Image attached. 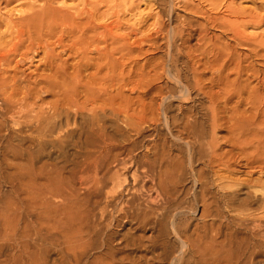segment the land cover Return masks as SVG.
<instances>
[{
  "label": "rangeland",
  "instance_id": "rangeland-1",
  "mask_svg": "<svg viewBox=\"0 0 264 264\" xmlns=\"http://www.w3.org/2000/svg\"><path fill=\"white\" fill-rule=\"evenodd\" d=\"M7 1L8 2H6V0H3V2H2V0H0V2L2 3V4H0V7H1L0 8V16H2L1 18L3 19V20L2 19L0 20L1 21L0 22V32L4 36V37L3 36H0V37H1V40H3V39L5 40V37L6 36L9 37V34H14V33L15 34L13 36L10 35L11 37L8 38L9 41L6 40L2 44L4 46L5 42H6V45H5L6 48L3 47V46H2V49L0 48V51H1L0 52V55H1L0 56V60H1V62L3 61V63L5 61H7L6 59L9 56L7 57L5 54H7V52L10 51V50L12 51V52L10 51L11 54L15 53L14 54L15 55L14 56L15 59H14V57H12L13 54L10 55V53L8 52V55H10V57H9L10 60L8 59L7 63L5 62L7 65L4 63L6 65V67L5 66L4 67L7 68V69L9 68L10 71L12 70L11 74H10V71L9 70L6 71L5 68H4L3 72L5 71L6 73L5 72L3 73L2 72V69H3L2 67L3 66H0L2 68V69H0V72L5 74V77H4L3 74L1 75V73H0V78L2 77L1 80H0L1 81L0 82V84H1L0 94L1 93L2 94L6 93L7 95H5V97L9 96L10 93L12 94L13 89L14 90L17 89V85H18L19 81H20V83L22 82L19 79L21 77H23L22 78V80H23L25 76L31 74V72H33V71L34 72L32 74H37V72L35 71V70H37L36 68H38L39 70L41 68L45 70L44 71V70L41 69L44 72L38 71V72L41 73V75H49L50 72H49V70L47 71V69H48V65L50 63L48 61H50V60H49V58L47 59L46 56H47V53H53V55H54V52H55L54 48L56 47L55 48L56 50L58 48H59V50H60V48L62 50H60V53H59V50L56 51L55 55H54L55 57L56 56L62 57L61 55H63L62 58H65V57L68 56L69 58L68 57L67 58L71 59V60H67V58H65L66 59L65 61H67V64L69 62L71 63V64L69 63L68 65H70V66L67 67V70H68V72L70 71V74L75 76V74L77 73L79 78L81 77L80 74L82 76H84L85 79L82 77L83 83H86V82L91 83L92 82L93 84H96V82H97L96 80L99 79V81H98L99 85H98V83L96 84L98 86L94 85V89L96 91H98V95L96 94L97 92H95V97L97 95L98 96L97 100H98V99L101 98L100 95H104L105 94L106 96L104 95L102 97H106V98H104V99L101 98V100H105V99H107V100H105L106 102L105 101H101L103 104L100 103V102H98L95 105L93 104L96 107H93V105H91V103H90L91 101L90 102L88 101L89 103L86 104V105H88V109L89 110H91V108H92V111H93L96 108V111L97 112L99 111L98 112L99 114L97 113L99 116L98 115L97 116L100 117V118L96 117L97 119L91 117L93 115V112L90 113V111L87 109V106L85 107V109H83L85 111L83 113H82L83 110H80L81 111L80 112L79 110L75 109V111H78V112H75V111H73V109L72 110L70 109V112H69V110H67V112L65 110L64 112L61 113L60 116H63V117L59 116V118L56 117V118H42V119L41 118H36L37 115L35 116L34 115L35 113L38 114V115H41L40 114L41 111H39V113L36 112V111H38L39 109L40 110L41 109L45 110V109L49 108L48 105L52 104V102L53 103L56 102V100H57V97H55L54 94H51L49 89L44 88L45 89L44 93L42 94V96L38 97V100L35 99V98H34L35 100L31 98V99H29L27 101L26 106L27 107L29 106L27 112H28V114H30V116L28 115V118H27V115L25 114L26 112L24 113V111H23L22 115H18L17 116V119L16 118L15 119L14 118H10V119L9 118H0V214H2V216L0 215V264H176V262H177V264H264V237H263L264 233L256 231L257 234L255 236V239H253V237L255 235L254 234L255 231L253 230V228H249V229H246V230H244V229H239L238 230V229H235L234 227L231 228V230H233V235L235 234L234 238H232L233 239L232 241H231V239H229L230 237H228L226 234H223V232L225 233V231H226V229L224 228V231L221 232L223 234V236H222V234H220L221 236L219 235V236L216 237L218 239L221 238L220 240L217 239V241H218V245L217 246H219V247L216 246L217 247V252L210 255V252L206 251V249H210L208 243L211 241V238H212L213 235L210 232H208L206 228H204V223L205 222L211 223L213 219L207 220V221L206 220L204 221V220L200 219L199 217L201 215V208H198V203L193 202L191 197L190 198H188V197L185 198V195H182V194H184L186 192H189L191 190H196V191L198 190L197 186H196V188H193V187H195V185L193 183L194 179L192 180V178H193L192 177L193 169H195V170L197 169L198 170L199 168H202L204 163L202 161L193 162V163L190 162V157H189L190 156V152H189L188 148L186 147L185 142L179 141L180 142L179 143L177 141L178 139L176 138V136H178L177 135L178 131L176 132L175 130H178V129L176 128L175 125L172 124V122H174V121H171L172 118L174 119V115H175V117L178 115L179 107L183 106L186 109L189 108L188 110H191L194 106H198V102L199 101H201L203 104H204V100L207 102V100L204 99L203 97H201L200 94H198L199 92L196 89H194V81H192L193 77H194L193 71H192L193 68H195L197 70V72L199 74V77H201V79L204 78L203 79V80H205L204 82H206L209 87L213 86V84L211 83L212 80L213 79L217 80L216 78H218V76H220L221 74H222L221 75L222 78L226 79L227 78L226 75L228 74V76H229V74H230V73H228L229 69L233 68L234 71H235V67L234 66H229L230 64H228V63H230L229 61L232 59V57L234 59H236V61L239 60L238 63L242 61L241 65L244 66V68L248 67V62H246V64H245V61H247V59L250 60L249 61V65L250 66H254V64H255L256 69L257 70H261L260 72H262V76H264V62H263L264 59L262 60L261 58L260 59L258 58L259 59L258 60L257 57L255 56L256 54L253 53V51H252V53H250L251 52L250 50L252 49V47H250V46H252V45H250V46L247 45L248 47L247 46L240 47V45L237 44V41L234 38L230 39V38H232V36H234L233 35L234 32H232L233 29H230L229 27H227V29H225V30L228 31L227 33L225 32V30H222V29L219 30V28H217V27H219L218 25L209 24L210 26L209 25L207 26L205 24L207 26L206 27L205 25H203V22H205V21H203L202 17L194 15V14L189 13V12H186L183 9L182 5L184 4V2L181 1V0L174 2V5H173V7H174L173 9L174 10L173 11H171L172 10L171 9V7H172V2L171 1L172 0L171 1L169 0V2H168V0H162V1L161 0H158V1L157 0H150V1L149 0H143V1L141 0L142 2L139 1V0H135V3H136L135 5H137L136 7H135V5L133 6L135 8V10L132 8V10H128L127 9L128 10L127 11L125 9L115 8L116 9L115 11H117V13L119 11V14H116L114 16H113V14L116 13V12H113L114 9H112V10L110 9L112 11V13H113L112 14L110 12V10L107 8L109 10V13H108L107 9H105L103 7H100V6H104L105 7L106 5L102 4L98 0L101 3V5L99 6L100 7V11H101L100 12L101 15L103 16V14H102L103 11L105 13L107 11L108 14L107 13L104 14V15H106V18H107L108 15L110 16V13H111V15L113 17L112 18L111 16L110 17L108 16L109 18H108V20L106 19L107 20L106 22L109 24L112 21L111 19H113V21H114V19H116L114 21V23L117 22V25L114 24V27H116L114 30L118 33L117 34L113 30V36L112 37L109 36L108 34H105V37L102 36L101 33H104V32H102V30L104 31L103 27L105 25L107 26L108 24H106V22L103 21V19H101V20L99 19L100 21L98 20L96 22V24L97 25L100 24L99 26H102V28L99 29L100 31L99 30L97 31L98 32L97 34H98V36L101 35L103 37V41L100 40L101 36L98 37L97 39H95V41L99 40V41H97L98 44L100 43V45L95 43L97 45V47L100 46L99 47V51H98V50H96L94 48V46H92V44L89 45L91 43L90 40H89V44H87L89 37L92 38L91 35L94 34V33H91V35L88 36V34H90V31L87 32V34H86L85 31L87 30L86 28H88V25L84 24L86 26V28H85L86 30L84 31L85 33L84 32L83 33L86 34V35H83V33H81V29L82 28L84 29V25L82 27L81 24H79V25L77 24V23L81 22L80 18L82 16L81 15L82 13L85 16V18L82 16L83 19H84V20L82 19V23H84V21L86 23V21L88 19L87 15H90L88 13L90 12L91 7L89 5L85 6V4H84L85 7H82L83 6V4H82L83 2L82 1H77V0L75 1L76 2V6L78 5L77 2L78 3L80 2L82 5H79V6L76 7V6H74L75 2L74 1L72 2L70 0V1H68V3L66 2V6L67 7L69 6V8L74 6L73 7V11H72V8H71V13H75L74 8L76 10H80V12H79L80 18L76 19V26L78 27V30L76 31V33L80 32L81 35H83V39H85V40L87 38L88 39L86 41H83L82 36L77 34V38L79 39L78 36H81L80 38L82 39V41H80V39L76 40V39H74L76 37V33L74 35H70L69 36L68 33L70 31V28H69L70 25L68 26V24H67V25H65L67 27H64V25L63 26L61 25L62 27L60 26L58 28L59 30H60V28L63 30L60 34H59V31L54 32L53 36L56 35V38L59 41V43L58 42L55 43L54 40H53V42L51 40V39H55V38L51 37V36H48L49 34L47 33V30L45 28H44V30H45L46 33H44L43 30H40L39 27H38L37 30L39 31V33H40V31H42V33H40V35L42 37L39 35V33H37V34L40 37L39 36H37V37L39 39L42 38V40L40 39L41 42H42V45H46L48 47V49L42 50L41 49L42 45L40 44L41 42L39 43L38 42V38H36V35H37L35 33L36 27L30 25L31 28L33 27L31 30H34V31H31L29 25H28V27L25 26L26 30H30L31 32L29 31L30 32L29 38H28V35H27L29 33H26L25 34L26 36H24L23 33L26 30L23 29L24 27H21V23L22 22L19 21L20 22V24H19V22L17 20L19 17L21 18V15L16 12V11H20V12H23V13H25V12L29 13V11L31 10V6L32 5H33L32 8L35 9V7H36V9L39 10V8H41V6L43 5V3L40 2L41 0L40 1L38 0V2L41 3V5L38 2H36V4H35L34 1H36V0H34V1H32V0H11V1L7 0ZM96 1L97 0H90L91 4H94ZM136 1H138V2H136ZM194 1H196V0H194ZM227 1H229L230 3L227 2ZM33 2H34L35 5H37V3H38L40 5V6L37 5L39 8L37 6L34 7ZM153 2H155L157 6L155 5V3L153 4ZM161 2L164 3V4H162ZM7 3H10V4L7 6ZM27 3H29V4H27ZM100 3H98V4H100ZM145 3H147L148 5L145 4ZM157 3L158 4L161 3L162 5L161 4L158 5ZM168 3H169V5H168ZM170 3H171V7H170ZM195 3L196 4L200 3V5L202 6L203 10L206 8L205 9L206 12H208L212 16H213V14H214V16H217L218 12H219L218 13V17L223 16V14L225 15L224 9H221L220 11L218 10V12L217 11H211V9H209V8L207 9L208 6L206 4L202 5V2H200L198 0ZM226 4L227 5L230 4V5L234 6V8L235 7L238 8L241 12H243V13L245 12V14L248 13L249 14L248 17H247V15H244L247 19L252 14L251 16L256 15L254 17H256V18L258 17L257 20H263L261 22V25H256V24L253 25V24H251V25L247 26L248 29L246 27L247 30L246 29L245 30L247 32L245 31V33H246V35L247 34L249 36L251 35L252 37L257 38V39L259 37H262L261 39H264V34H263L264 33V23H263L264 22V0H235V1L234 0H226ZM28 5H30L29 6L30 9L28 8ZM149 5L152 6V8L150 6V9L151 10L154 9V10L151 11L149 9ZM158 6H160V7H158ZM161 6H163V7L161 8ZM165 6H166V8H165ZM155 7H157V8H155ZM164 8H165V10H167V9L168 10L164 11ZM87 9L89 10V12H87ZM121 10L122 11L124 10L123 11L124 14L122 12L120 13ZM156 10H158L159 13H161L163 15L166 13L165 14L166 16L162 17L161 14L158 15L159 13H158V11L156 12ZM208 10H210V11H208ZM9 11H11V12H9ZM81 11H82V13H81ZM85 11L87 13H85ZM131 11H134V13L131 12ZM12 12L15 15H13ZM212 12H213V14H212ZM10 13H12V14H10ZM169 13L171 15L173 14L174 16L173 15L170 16ZM153 15L154 16L156 15V16L154 17ZM176 15L180 19L179 18L176 19L177 18ZM86 16H87V18H86ZM115 16H116V18H114ZM259 16H260V19H259ZM3 17H5L7 20L8 19L9 20L7 21ZM11 17H12V19L14 18L12 20V25L17 21L18 24H16L17 22L15 23V25H17V26L14 25L15 26L14 27L9 22ZM76 17L77 16L75 15V18ZM153 17L154 18L158 17L159 19L156 18L155 19L156 22H155ZM164 17H166V18L164 19ZM170 17H172V18H170ZM117 19H118V21H117ZM188 19H190V20H188ZM4 20H5V23H4ZM109 20H111V21L109 22ZM172 20H173L174 23L172 22ZM186 20H188L190 23H187ZM2 21H3V23H2ZM102 21H103L104 25L101 24ZM113 21H112V23H113ZM119 21L122 22L121 25H122L123 28L122 27L120 28ZM159 21H160V23H159ZM184 21L186 23H183ZM6 22H9V23L6 24ZM153 22H154V24H153ZM164 22H165V24L163 25L162 23H164ZM168 22L169 23L171 22V23L169 24ZM166 23H168V24H166ZM159 24H161V25H159ZM185 24H187V25L189 24L188 25L189 27L187 25H185ZM1 25H2V27H1ZM6 25H9L8 28L11 29V31H13L14 33L11 32L7 27H5ZM179 25H181L182 27H180ZM149 26H151V27L153 26V27L149 28ZM192 26L195 29L199 28L200 30L199 29L195 30ZM213 26L216 27V28H214ZM11 27H14L15 29H17L16 27H18L19 29L21 28L20 30H22V31L24 30L23 33H22V36H24L26 38H24L22 36L21 37L24 38V40L21 39V37L17 38L18 34H19L18 36H20L21 31L20 32L15 31L14 28L12 29ZM204 27H205V30H204ZM201 28H202L203 32H202ZM83 29H82V31H83ZM206 29L208 31L207 33H209V34L206 33ZM150 30H152V31L154 30V32H152ZM188 30H190L193 34L190 31H188ZM162 31H164L163 32L164 36H163ZM169 31H170V33H169ZM26 32H28V31H26ZM33 32L35 33V36H33V34H34ZM65 32L68 35H66ZM4 33L5 34L7 33V35H5ZM179 33H181V34H179ZM202 33H203V35H202ZM43 34H44V36H43ZM45 34H47V35H45ZM128 34L129 35L131 34V35L128 36ZM189 34H190V36H193V37H190ZM61 35H63V36L65 35L64 39H63V36H61ZM107 35H108V37L106 38ZM124 35H125V38H124ZM126 35H127L128 39H127ZM150 35L153 36V37L151 38ZM46 36L49 37L50 42H52V46L56 45L55 47L51 46V43L49 42V39L47 40L48 37H46ZM58 36H60L61 38L60 37L58 38ZM84 36H86V38ZM94 36H95V34L93 35V37ZM148 36L151 39L148 40L147 39ZM166 36L167 37L169 36V37L167 38ZM202 36H203V38H202ZM208 36H211V37L208 38ZM217 36H219V37H217ZM7 37H6V39H7ZM12 37H13V39H10ZM66 37L70 38V39L67 38V39H69L68 42L70 40L73 41V39L75 41H73V42L70 41L69 44H65V43H68V42H66L67 41ZM118 37H120V38L123 37V42L120 43L119 42L120 38H118ZM154 37H156V39ZM186 37H188L189 40ZM215 37H217V38H221L222 37L221 41H220V39H216ZM19 38L21 39L20 42L18 41ZM32 38H34L35 41ZM71 38H73V39H71ZM170 38H171V40H170ZM190 38H193V39H190ZM207 38H208V41H207ZM57 39H55V41H57ZM129 39H130V41H129ZM165 39H166V41H165ZM176 39L178 41L180 40L181 42L179 41L180 42L179 43ZM184 39L188 40V43H190V42H192V43L191 44H188V43L184 44V42H182V41H185ZM209 39H211V40H209ZM11 40H13V43H12ZM22 40H23V42H22ZM124 40L126 42H128L129 45L127 44V46H126V44H125L126 42ZM150 40H152V42H150ZM167 40L170 41V42H168ZM7 41L9 43H11V44H9ZM24 41L26 42V44L24 43ZM76 41H78V42L80 41V43L81 42L82 43L86 42V46L89 45V46H87V48L89 47L90 50L86 49V51H85L86 55L84 54L83 58L80 57V55H82V54L80 53L81 51L78 50V48H80V47L82 48L83 46H85V44L83 43L84 45H80V43L77 42L80 45V47L76 46L77 48H76V50H74L75 48H72V47H75V46L72 45V43L75 44ZM93 41H94V39H93ZM100 41L104 42V43H101ZM153 41H156V42H153ZM228 41L230 42V45H229ZM27 42H30V43L33 42L34 44L32 43L33 44L32 45V44L28 43V44H30V47H29ZM158 42H160V43L162 42L161 43L162 45L160 43H158ZM172 42L175 43V44H173ZM197 42H198V44H197ZM199 42H202L204 47L202 46V44H199ZM208 42H209V44H211V46H213L215 44L214 47H209L210 45L208 44ZM234 42H236V43H234ZM0 43H2V41H0ZM61 43L65 44V45H63V44L61 45ZM155 43L157 44V46H155L156 45ZM182 43L184 44L183 45L184 47L182 46ZM204 43L207 46L204 45ZM232 43H233L234 47L236 46L237 48H234ZM12 44H14L15 46L14 45L11 46ZM53 44H55V45H53ZM166 44H167V46H166ZM176 44L178 45V47H177ZM225 44L227 46H229V47H227ZM68 45H70V46H68ZM190 45L192 47L191 49H189ZM17 46L19 48L20 47L22 48L24 46L23 47L24 49L22 48L23 51L21 49L19 50V48H17ZM33 46H34L35 51H33L34 50ZM110 46L113 49L116 48V49H114V52L111 51L112 48H110ZM124 46L127 47V48L128 47H131V48L133 47L132 49L128 48V50H130V49L133 50L134 48H135V50H137V48L139 47L138 50H140V51H136L135 52V50H133V51L130 50L131 52H134V53H131ZM170 46H171V48H170ZM0 47H1V45H0ZM8 47L10 48L9 50H7ZM15 47L17 49H15ZM25 47L27 49L28 48L30 49V50L29 49L27 50L28 51L27 54H26L27 51H25V49H26ZM67 47H68V49H67ZM70 47H71V49L69 50ZM121 47H123L124 49H126V51H128L127 52L129 54L128 57H127V54L125 55V53H126L125 50H124L125 53L123 52V50H120ZM186 47L187 48L189 47V48L187 49ZM201 47L203 49H205V50L199 49ZM230 47H231V50H230ZM245 47H246V49H245ZM123 48H121V49H123ZM255 48L258 49V47L254 46L253 49H255ZM40 49H41L42 52L40 51ZM107 49H108V51L110 50V52L112 54V57H111L110 56V52H108V51L106 52L107 55L109 53L108 56H110L112 58L113 61L110 60V62H112L113 64L108 61L109 59H111L110 57H108L106 59V57H105L106 54H102V53H105L104 50H107ZM177 49L180 50V51H177ZM210 49H212L211 53L209 51ZM221 49H223L224 51L221 50ZM233 49L236 50V51L234 52ZM6 50H7V52L5 53L4 51H6ZM71 50H74V52L71 51ZM115 50H116V52H115ZM117 50L118 51L120 50L124 54L121 53V52L118 53ZM187 50H188V52L191 51V50L192 51H191V53L190 52L189 53L185 52ZM206 50H208V51L206 52ZM2 51H3V53H2ZM30 51L32 52V54H31ZM68 51L69 52L71 51L70 54L74 53L75 55L74 54L69 55ZM87 51H88V53H86ZM141 51H142V53H141ZM201 51H203L205 53L204 54L202 52L203 56L201 54ZM215 51L217 52V54H216ZM228 51H229V53L227 54ZM43 52L46 53V54H44ZM192 52L194 54L193 56L191 55ZM230 52H231V54H230ZM236 52H238V53H236ZM38 53H39V55H38ZM62 53H64V54H62ZM97 53L102 54V56H104L105 58L104 57L102 58L101 55H100L99 58L103 59V60L101 59V61H100V59L98 58L99 54H97ZM206 53L208 55H210V57H211V58H209L210 60H208L207 58H204V56L205 57H209ZM224 53H225V56H222V55H224ZM239 53H240V56L237 55ZM259 53H261V52H259ZM24 54H26V55H24ZM29 54H31L33 56H31V55L29 56ZM89 54L92 55L93 57H90ZM243 54L245 56H243ZM248 54L250 56L253 54V58L248 56ZM21 55H23V56H21ZM36 55L38 57H41V58L44 56L45 59H46L45 62H48V63L47 64L44 63V57H43V59H41V58H38ZM72 55H74V56H72ZM190 55H191V57H190ZM261 55H264V54H261ZM2 56H3V58H5L4 59L5 61L3 60V58L1 59ZM34 56L36 58H34ZM77 56L79 58H81V61L79 60V58ZM87 56H88V58H87ZM113 56H114V58H113ZM123 56H124V58H122ZM171 56H172V58H171ZM198 56L201 57V58H199ZM72 57L73 58L75 57L78 60L77 59L74 60L75 58L73 59ZM220 57L223 58V59H226V60L224 61L223 59H218ZM249 57L251 59H249ZM16 58H17L18 61H16ZM25 58H27V61H26ZM30 58H31V60H30ZM37 58H38V60H35ZM86 58H87V60H86ZM91 58H94V60L93 59L91 60ZM198 58L201 61H199ZM11 59L14 60L13 61L14 65L11 63V61H12ZM82 59L84 60V63H81V62H83ZM163 59H164V61H163ZM216 59H218V61L220 60V62L213 63ZM240 59H243V60H240ZM39 60H40L41 64H40ZM42 60H43V62H42ZM63 60L64 59H62V61ZM98 60H99V62H98ZM114 60H116L117 63ZM184 60H185V63L183 62ZM186 60H188V61H186ZM25 61H26V63H25ZM89 61H90L91 65L90 64L88 65L87 63H85V62L89 63ZM152 61H155V63L152 62ZM159 61H160V63H159ZM207 61H209L211 63H209V62L207 63ZM9 62H10V64H12V68H11V65H9ZM17 62H18V65L15 64ZM145 62L147 64L149 62V64L147 65L148 67L144 66L146 64ZM156 62L159 65H157ZM168 62H170L171 65ZM3 63H0V65H4ZM63 63H64V61H63ZM80 63H81V65H79ZM98 63H100V64L102 63V67L103 66L106 67L108 65L107 67L111 68V64H112L113 68L116 67L114 70H113V68H111L115 72L114 74L116 75V77L113 75V73H111L112 70H110V69L108 70L107 67L106 68L103 67V69H101L102 67H101L100 64H99L100 67L98 65H96ZM176 63H177V65H176ZM180 63H182V64H180ZM186 63H187V65H184ZM220 63L222 65L223 64L226 65V63H227V66H225L224 69H226L229 66L228 70H226L225 73H224V70H222L224 65L222 66ZM82 64H84V65L86 64L87 66H89V67H87L85 65V67H87L86 70H88V71L85 70V67ZM122 64L123 65L126 64L128 68L126 67V65L123 68H127L128 70L127 69L126 70L123 69L122 68ZM150 64H151V66H154L156 64V66H159V67H157V68L156 67H149ZM217 64H219V67L222 66V68L217 67L218 66ZM19 65H20V67H19ZM36 65H38V66L36 67ZM44 65H46L47 68ZM71 65H73V67ZM172 65H173V67H172ZM199 65H200V67H199ZM24 66L25 67L28 66V67L25 68ZM43 66H44V68H43ZM75 66L77 68L78 67L82 68L81 70L82 71L84 70L83 71L84 74L82 73L80 68L77 70V68ZM130 66L133 67V68H131ZM164 66H166L165 69H164L165 72L163 71ZM215 66L217 67V69H214V68H216ZM74 67H75V69H74ZM142 67L144 69H145V67L147 68V73H145L146 69L144 70ZM191 67H192V69H191ZM207 67L211 68L212 72ZM70 68H72L74 70H77V72L75 73L74 70H72ZM89 68H91V69L89 70ZM97 68H98V70H97ZM152 68L156 69V70L159 69L158 70L159 71L158 75L159 76H165L166 79H164V77H162L163 80L160 79V80H162V82L160 80H156L157 77H158V75H156L157 71L155 70V72H156L155 73ZM19 69H21V71H19ZM22 69H24L25 71L22 70ZM99 69H100V71L101 70L102 71L100 72ZM116 69H117V71H116ZM141 69L144 70L145 74L144 73L143 74L145 76L150 74V75L147 76L148 79H150L151 77L153 78V80L155 79L154 81L152 80V78L149 80L150 83L152 81L155 82L154 83L155 85L153 83H151V85H150L148 79L146 80V78H145V80L148 83H146V81L144 82L143 79H144L145 76L142 74V70ZM148 69L149 70L152 69V70L149 71ZM170 69H171V72H170ZM201 69H202V72H203L204 75L202 74ZM219 69H220V71H219ZM14 70L15 71H19V74L17 72L14 73ZM106 70H108V72ZM124 70L125 71H129L130 70V71L128 73V72H125ZM139 70L141 71V74L143 75V78H142V75L140 74ZM205 70H207L208 72L205 71ZM71 71H73V72L71 73ZM148 71L151 72L153 76L155 74L156 75V76H154L155 78L151 75V73H148ZM184 71H185V73H184ZM234 71L229 70V72H231V75H230V79L231 80L235 79L234 76H236V74L234 73ZM21 72H23V74ZM92 72H93V75H92ZM121 72L126 75V79L127 80L124 79L125 76L123 78L122 74H120ZM172 72H173V74H171ZM177 72H179L180 74L177 73ZM106 73H108L109 76H107L108 74H106ZM126 73H128V74H126ZM163 73H164V75H163ZM233 73H234V75H233ZM17 74L20 75V78H19V76ZM25 74H27V75H25ZM105 74H106V76H105ZM110 74L113 75V76L111 75L112 78L110 77ZM133 74H137V75L134 76ZM182 74L184 76L187 75V74L188 75L185 76V78H183ZM205 74L206 75L209 74V75H207V77L210 76V78L207 79ZM217 74H219V75H217ZM224 74H225L226 78L224 77ZM249 74H252V73L250 72ZM9 75H11V76H9ZM14 75H15V77L17 75V77L16 78L13 77ZM88 75L91 76V77H89ZM131 75H133V76H131ZM140 75H141V77H140ZM174 75L175 76L179 75L180 77L183 78V79L181 78L182 81H183L181 83L182 86L181 85L177 86L173 82L172 78H174ZM190 75H192V76H190ZM74 76H72V77H74ZM117 76H119V77H117ZM149 76H150V78H149ZM189 76L191 77L192 80H190ZM34 77H35V75H34ZM109 77L111 79H109ZM113 77H115L114 78L115 81L110 83L112 88H109L110 87L109 84H108L109 87L107 88V82L109 83L111 80H113ZM121 77H122V79H121ZM131 77H133V78L131 79ZM139 77L144 82L143 84H146V85H143L142 81H140L141 82L140 86L141 85H142V87L144 86L142 89H140V86H139V80H140V79H138ZM186 77H188V78H186ZM9 78H12V79H9ZM17 78H18V83H17ZM86 78H88L89 80L86 79ZM91 78H92V80H95V82L94 81L90 82ZM169 78H171V79L169 80ZM211 78H213V79L211 80ZM246 78H247V76L245 75L243 77V79H246ZM251 78H253V77L251 76ZM5 79L6 80L9 79V80H7L9 82L5 83L6 82ZM107 79H109L110 81H108ZM119 79L121 81L119 83L120 86L118 85ZM130 79H131L132 82L128 81ZM34 80L35 79H32V81H34ZM106 80H107V82H106ZM124 80H126V82ZM185 80H187V81L189 80L188 83L191 84V88L189 90L191 96L190 95L188 96V97H190V101L188 103L185 102L187 106L185 105V103H183V104L181 103V102H184L183 100H185V99H181L180 100V98L174 99L171 102V104L168 105V107H167V105H165L166 103L164 104V101H162L163 97L162 98L161 97H157L154 100L157 103H155L152 100H150V98H152V97H149V96H152V94H153V91H151L150 89H152L153 87L157 88V87H159V85H160V87H164L165 91H166V89H169L170 91L171 90L176 91L175 92V96H180L182 94V92L185 93L186 87L189 85ZM252 81H251V83H252L251 85H252V88H254V86L255 85L257 86V84H258V82L260 80L259 79L258 80H254L253 79ZM75 83H74V85L76 86L77 85V80H76ZM121 83L124 84V85H122ZM130 83H131V85H130ZM167 83L170 84V86H166V85H168ZM208 83H211V84H208ZM253 83H254V86H253ZM5 84H7V85L5 86ZM116 84H117V86H116ZM125 84H127V85H125ZM147 84H149L150 86L147 85ZM183 84H185V85L183 86ZM186 84H188V85H186ZM8 85H12V86L9 87ZM22 85L26 86L27 84L22 83ZM171 85H173V86H171ZM7 86L10 88V90L8 89L9 91H6L7 90ZM113 86H115V88H113ZM145 86H146V88H145ZM216 86L217 85L214 86V92H217V91L218 92H222L224 90L223 85L222 86L220 85V86H217V87ZM2 87H4V90L1 92V88ZM41 87H43V86H41ZM171 87L173 89H171ZM188 87H190V85ZM192 87H193V89H192ZM11 88H13V89H11ZM219 88H221V89L218 90ZM250 88H251V86H250ZM108 89H109V92H110L109 94H108ZM143 89L144 90L147 89V90H149V92L147 90H146L147 92H145ZM17 90H19V87H18ZM46 90L49 91V94H48V91H46ZM20 91H19V94H20L19 96L23 97V94H21V93H25V92L23 90L21 92ZM55 91L59 92V90L57 91L56 89H55ZM102 91H107V93L106 92H102ZM145 93H147V94H145ZM150 93H151V95H150ZM177 93H178V95H177ZM49 95L50 96L53 95V96L50 97ZM111 95L112 96L114 95L115 99ZM41 97L42 98L44 97V98L42 99ZM109 97H112L114 99V101H115V102L113 101L114 102L113 103L114 106L110 105V104H112L110 102L113 99L111 98V100L109 99L110 100L109 101L108 100ZM153 97H154V95H153ZM81 98H82V101H84V99L86 97L81 94ZM81 98H79V100H81ZM1 99H3L2 96H0V100ZM31 100L33 102H31ZM42 100H43V103L42 102L40 103V101H42ZM193 100H196V101H193ZM82 101H80V102L81 103L85 102V101L84 102H82ZM107 101H109V104L107 103ZM1 102H2V104H1ZM1 102H0V104H1L0 107H3V101L1 100ZM34 102H36L35 103L36 105L34 104ZM150 102L151 103L152 102L155 103V105L152 103L151 108H152V106H154V108H155L158 105L157 107H158L159 110H156V109L152 108V111L150 112L151 108H150V106H148V103H149V105L151 104ZM206 102H205L204 105H206L208 103V102L207 103ZM29 103L31 104V106L34 105L36 107V109H35L34 106H33L34 108L31 107ZM173 103H174L175 106L172 105ZM191 103H193V104H191ZM258 103L254 104V102H251L249 104V102L247 101L245 103V106L243 105L241 107L242 111L243 110L246 111V119L244 121L247 120L246 122L249 124L251 129H257V128L259 129V127L256 126V125H258V123L264 122V120H263V118H264V116H263L264 115L263 114L264 113V111H263L264 110V103H263V101H261L260 104H258ZM38 104H41L43 106H41V105L37 106ZM98 104L99 105L101 104L100 107H102V106L105 107V105L107 104V105H110L109 106L110 108L108 106H106L107 109L106 108H104V109L108 110V111L105 113V111L103 109L102 112H101L100 109H99L100 107H97ZM188 104L189 105L191 104V105L189 106ZM195 104H197V105H195ZM232 105L234 106L233 103H232ZM171 106H172V108H170ZM39 107H41V108H39ZM111 107H113V108L115 107V110L117 108L119 111H116V112H118V113H115V114H113V112L111 113V111H112ZM119 107H121L123 110L121 108H119ZM127 107L129 108L128 111H130V112H129V114L127 112L125 114L126 115V117H125L122 112L124 111V108H125V111H124V113H125ZM161 107H163V108H161ZM255 107L260 108V109H258L259 110V115L257 117H255V114L257 113V111H255V110H257V108H255ZM37 108H39V109H37ZM97 108L99 110H97ZM168 108H169V110H166ZM160 109H163V110H160ZM177 109H178V111H177ZM29 110L31 111L32 114L29 112ZM86 110H88L89 112H86ZM192 110H194V108ZM34 111H35V113H33ZM46 111H47V113H45ZM153 111H159V112H156L155 115H153ZM45 112H44L45 114L48 115V113H49L50 115L52 114L51 116H53V112L52 111H49L47 109V110H45ZM68 112H69V114H68ZM119 113H120V115H119ZM165 113H166V115H165ZM175 113H177V114H175ZM116 114H118V115H116ZM24 115H26V116L22 117ZM112 115L115 116V117H113ZM151 115H152V117H151ZM163 115H165V116H163ZM132 116H134V117L132 118ZM156 116H157L158 120H157V118H155ZM163 117L164 118L165 117L169 118V121L172 124L171 125L172 129L175 126L173 130H170L171 126L165 125V124H167V121L165 119H164L165 120L164 121ZM149 118L151 120L154 119V121H150L151 125H149V122L146 121V120L149 121L150 120ZM177 119L178 118H176V120ZM203 119L204 118H201V119L199 118L200 121H203ZM15 120H16V122H19L20 125H15L14 124ZM98 120H100V121H98ZM137 120H138V122H137ZM159 120L160 121L162 120V121L160 122ZM179 120H180V118L177 121H175V122L179 123ZM39 121H43V122L45 121V123L42 122L43 125L42 124L40 125ZM131 122H133V123H131ZM152 122H154V123L152 124ZM136 123H137V125L133 126ZM263 124L264 123H262L261 125L259 124V126H262ZM149 126H151V127L149 128ZM162 126H163V130H162ZM166 126H167L169 131L167 130V128H165ZM263 126H262V129L264 131V127ZM135 127H139V129H141V130L143 129L142 130L143 132H142L141 135H136V132H135V129H134ZM159 127H160L161 131H160V129H158L159 131L157 130V128H159ZM100 129L103 132H101ZM224 129L225 130H223V129L219 130L221 133L219 131H217V132H219L218 133V137L220 139L223 138L224 136H226L227 138L229 137L228 130L226 128H224ZM260 129H261V127H260ZM95 130L96 131L98 130V131L96 132ZM171 131L172 132L174 131V133H172ZM102 133H104V134L107 133L106 135L111 136V138H113V140H115L114 143H115V147L117 149L116 150L117 152L115 151V154L120 153V155L117 154L119 156L116 158V161H117L116 163H112V165H110L109 167L102 166V168H100L101 167L100 166L99 169H98V173L96 174L95 170L92 167L89 168L91 171L89 169H88L89 171L88 170L86 171L87 167H89V165L86 164V159H87L88 155L95 154L96 151L99 149L100 144H101L100 143V140H101L100 135ZM158 133H162V135H160ZM166 133H167V135H169L168 136L169 138L167 137ZM159 136H164V137H160L159 138ZM165 136L167 138L166 146L168 147L170 145V147H168V149H167V150H170L168 153L170 154L171 158L174 157V159L172 158L174 160V164H173L174 174L176 173L179 176L178 179L181 177L180 181H179L180 184H179V186L177 188V191L181 190V191H183V193L180 194L179 200L177 202H175L174 205H172V208H170L171 206L170 207H167V206L165 207L168 210H163V207H159L162 210L157 208V209H159L158 212L162 211L159 214L160 216L158 215V220H159L158 223H160V225L157 226V229H155V230L154 229H150V230H147V231H136V230H134L135 227L128 226L127 228L123 229L122 232H120L119 234H117L115 236V234H114L115 229H114V227L112 225V219H114L117 216L116 207H117V205L120 204L118 202H121V201H119L120 200L119 198H121V199L123 198V200H126L128 196L130 197L132 194H134V193H132V190H129V189L132 188L133 183H134L132 175H133V173L135 171V165H134V163H132V161L129 158V150H130V152H132L131 157H136L137 161L145 162L146 159L149 156V159L151 157L152 161H155V162L158 161L157 162L158 164L156 165V166H158V165H160L159 158H154L153 154H152L153 155V157H152L151 153H153V151H151L150 148L152 147L153 144H158V146H159L158 147L159 148L158 151H159V153H161L160 152L161 151V145H162L161 142L166 143L165 140H164ZM156 137H158V138H156ZM156 139L159 140V141H161V140H163V141H161V142L158 141L159 142L158 143ZM223 139H222L223 143L221 141L222 146L220 148L221 149L220 152L221 153L222 152L223 153H227L228 149H229L228 151L231 150L230 149L231 146H230V143H227V141L226 140L224 141ZM181 143H182V145L184 144L183 145L184 147L181 145ZM174 144H175V146H174ZM178 144H179V146H178ZM149 146H151V147H149ZM177 147H179V148H177ZM131 148L133 149V151H132ZM224 148L226 149V151L224 150ZM235 153L236 154H230L227 157V160H228L229 157L231 158V155H232V157L234 156L235 161H237L232 167V169L235 172L237 171V173H235V175H234V178L236 176L237 178H235V179H241L242 178L241 180H244V177H247L245 179H253V180L254 179L255 180L261 179V181L264 182V175L263 176L260 175L258 170L256 171V170H254V168H248V167L244 166V164H246V161H244L245 159L242 158V159L236 160V158L238 157V155H237L238 151L237 152L235 151ZM186 154L188 156H186ZM181 157H183V158L181 159ZM188 157H189V160H187ZM196 157L199 158L198 155ZM84 160H85V162H84ZM227 160H225V161H227ZM182 161H186V162L184 163ZM238 161L241 162V163L239 164ZM177 162H179V163L182 162L181 164H182L183 167H181L180 164L177 163ZM232 162H234L233 159H232ZM243 162H244V164H242ZM178 164L181 167V171L178 170V172H177V170H174V169L179 168ZM34 167H35V169H34ZM40 167L43 169V174L45 176L47 175V173H54L55 176H57L58 178H60V180H62V181H60L61 183L63 182L62 184H60V185H63V186H60V190L61 191H59L58 193L57 192L54 193V195H51V193H50V191L52 190L51 187L48 188L49 192H47V188L46 187L51 186V185L48 183V181H46V179H45L46 177L45 176L44 177L40 176L41 178L39 177V179L36 180V178H38V175H36V173L41 171ZM51 167H52V170H51ZM216 168H218V166L215 167L214 171L218 170L217 172H218L219 175H224L225 174L224 176H226V175L228 176V174L226 172H224V170H223L225 168H223L222 171L219 170V169L216 170ZM106 169H108V170H106ZM238 169H239V171H238ZM240 170H242L243 172L246 171V173L242 174L243 172L240 171ZM252 170H254L253 172H256V173H253ZM33 171H34V173H32ZM173 171H171V172H173ZM179 171L181 172V175L179 174L180 173ZM209 172L210 171H208V174L211 176V173H209ZM220 172H222V173H220ZM251 172H252V174L249 175L248 173H251ZM72 173H75L78 176L73 175ZM29 174H30V176H29ZM176 174H175V176H176V179H177V175ZM96 175H98V176H96ZM238 176H239V178H238ZM80 177H82L81 181L79 180ZM96 177H97V179L94 180ZM185 177H187V178H185ZM100 178H101V180H100ZM232 178H233V176H232ZM32 179H34V180H32ZM176 179H174V181H176ZM75 181H77V182H75ZM79 182H80V184H79ZM81 182H83V183H81ZM123 182H124V184H123ZM183 182H185V183H183ZM45 183H46L47 186L45 185ZM120 183L123 184L121 187L118 186ZM182 183H183L184 186H180ZM22 184H23V186H22ZM24 184H25V186H24ZM71 184H75L74 185L75 189L72 188L73 186H71ZM139 184L141 185V183H139ZM19 185H21V187ZM99 185H100V187H98ZM66 186H68V187H66ZM69 186H70V189H69ZM90 187H91V189H90ZM56 188L57 187H55V189ZM71 188L73 189V193L71 191H70L71 193L68 192L69 190H72ZM95 189H97V191ZM98 189L101 192H99V194L95 195L96 192L98 193V191H99ZM187 189H189V191H187ZM116 190H117V192H116ZM91 191L93 192V194H91L92 193ZM246 191L243 190V192H241L243 195L241 193H239V195H240L239 198H244V197L247 198L248 192H246ZM191 192H189V193H191ZM74 193L75 194L78 193L77 194L78 195L77 198H76V196H74L75 198H73V195H75ZM100 193H101V195H100ZM70 196H72V198H70ZM109 196H111V197L113 196V197L111 198ZM136 196H138V195H136ZM129 197H128V199H129ZM78 198H79V200H78ZM117 198H118V200H117ZM141 198L144 199V197H141ZM70 199H72V201ZM140 199L138 200V203L140 201V203L143 204V199H141V200ZM180 199H181V201H180ZM116 200H117V202H116ZM178 202H179V205H178ZM72 203H73V205L76 203L77 206L71 205ZM116 203H118V204L116 205ZM254 203L255 202H253L254 207L258 206L257 205L258 202L255 203V204ZM70 205H71L72 209H71ZM5 206H6V208H5ZM81 206L83 207V209H82ZM174 207L175 208L180 207V209L183 207L182 208L183 211L179 210L181 213H179L177 215V213L174 211L175 210ZM171 209H173V210H171ZM170 210L173 211V212H171ZM163 211H165V212H163ZM194 211H196V212H194ZM105 212H106V214H105ZM263 212H264V210H263ZM263 212H260V213L258 212V216L259 217H264L263 216L264 215ZM69 213H70V215H69ZM261 214H262V216H260ZM214 219L215 220H213V222L216 225H220V224H223V223L226 222V219H224V218L223 219L214 218ZM208 223H205V224L208 225ZM223 226H225V225L223 224ZM161 227H162L163 231L160 229ZM159 230H161L163 233L161 231L159 232ZM231 230H230V233H231ZM178 231H180V232H178ZM228 231L229 230H227V233H229ZM247 231H249V232L251 231V232L248 233ZM158 232H159V234H158ZM185 232H186L187 235H193L192 239L195 240V245L197 244V246L199 247V250H197V251L203 252L204 254H206V256H202V255H198L197 256V255H195L194 253L196 251L192 250L191 245L187 246V244L183 243V241H182L183 238L181 236H182V234L184 235ZM197 233H200V235L202 236V241H198L197 240ZM252 233H253V235H252ZM208 234H209V236H208ZM152 235L153 236H158L157 237V239H158L157 242H159V243L156 244V247H154V248L153 247H149L148 248V247H146V245L147 246L148 245L149 246L152 245L151 241L148 242V240H150L153 237ZM143 237H144L145 241L141 242L139 239L140 238L142 239ZM235 237L238 238V239L246 240L245 244L236 245L237 243L236 244L234 243L232 245L233 241L236 239ZM206 238H208V240H206ZM225 238H226V240L228 239L226 242H224ZM119 239H121V240H119ZM128 240H130V242L132 240V242L129 243V242H127ZM229 240H230V242H229ZM252 241H253V243H252ZM246 242H247V244H246ZM128 243H129V245H128ZM163 243H165V244L163 245ZM221 243H224V245L221 244ZM251 244H253V245H251ZM165 245H167V249H168V250L166 249L167 251L164 249ZM206 246H207V248H206ZM145 248H147V249H145ZM163 253H164V255H163ZM207 254H209V256H207ZM197 259H202L204 263L203 262L202 263L201 262L197 263L196 262Z\"/></svg>",
  "mask_w": 264,
  "mask_h": 264
},
{
  "label": "bare ground",
  "instance_id": "bare-ground-1",
  "mask_svg": "<svg viewBox=\"0 0 264 264\" xmlns=\"http://www.w3.org/2000/svg\"><path fill=\"white\" fill-rule=\"evenodd\" d=\"M11 1V0H10ZM32 1H34V0H32ZM40 1V0H39ZM68 1H70V0H41L40 2L41 3H43V5L41 6V8H39L38 6H40L41 5V3L40 2H38V0H36V1H34L35 2V4H36V2H38L37 3V5H35L34 4V2H33V4H34V7L35 6H37L38 8H39V10H37L36 9V7H35V9L34 8H32V2L30 3L32 6H31V10L29 11V13H27V12H25V13H23V12H20V11H16L17 13H19L20 15H21V18L19 17H17L16 19L18 20V22L19 21H21L22 23H21V27H24L23 29H25L26 30V28H25V26H27L28 27V25H29V27H30V30L33 28H31V26H34V27H36V30H35V33L37 34V33H39V31L37 30V28L39 27V29L40 30H43V32L44 33H46L45 32V30H44V28L47 30V33L49 34L48 36H51V37H54L55 39H57L56 38V35L55 36H53L54 35V32H56V31H59V34L63 31L61 28H60V30L58 29L61 25L63 26L64 25V27H67V26H65V25H67L68 24V26L70 25V31H69V36L70 35H74L75 33H76V31L78 30V27L76 26V19H79L80 18V14H79V12H80V10H76L75 8H74V10H75V13H71V8H72V11H73V7L74 6H76V0H71L72 2L74 1L75 2V5L73 6L72 4V6L73 7H70L69 8V6L67 7L66 6V2L68 3ZM77 1H82L83 3V6L82 7H85L86 5H89L90 7H91V9H90V12H89V10L87 9V12H89L88 14H90V15H87L88 16V19H87V21H86V23H85V21H84V23H82V19H83V17L85 18V16L83 15V13H82V11H81V15L83 16H81V18H80V20H81V22L80 23H77L78 25L79 24H81L82 25V27H83V25L84 24H87L88 25V28H86V26L84 25V29H83V31H82V29H81V33H83L86 29V34H87V32H89L90 31V34H88V36L89 35H91V33H94L95 34V36L93 37V35H91L92 36V38H90L89 37V39H88V43L87 44H89V40L91 41V43L89 44V45H91L92 44V46H94V48L96 49V50H98L99 51V47H97V45L95 44V43H97L98 44V42L97 41H99V40H96L95 41V39H97L98 37H100L101 35L102 36H104L105 37V34H108L109 36H113V30L116 28V27H114V24H116L117 25V22H115L114 23V21L116 20V19H114V21H113V19H111L112 21H113V23H112V21L111 20H109V22L111 23H107L106 21L108 20V18L111 16L112 17V15H111V13H112V9H114V11L113 12H116L115 14H113V16L114 15H116V14H119V11H118V13H117V11H115L116 9L115 8H118V9H125V10H132V8L135 10V8L133 7L136 3H135V0H99L102 4H105L106 6L104 7V6H100L101 5V3L98 1H96L94 4H91V2H90V0H77ZM139 1H141V0H139ZM143 1V0H142ZM141 1V2H142ZM150 1V0H149ZM158 1V0H157ZM162 1V0H161ZM171 1V0H170ZM175 1H179V0H172L171 2H172V7H171V3H170V7H171V11H173L174 9V7H173V5H174V2ZM181 1H183L184 2V4L182 5L183 6V9L186 11V12H189V13H192V14H194V15H197V16H200V17H202L203 18V21H205V22H203V25H209V24H214V25H218L219 27H217V28H219V30L220 29H222V30H225V29H227V27H229L230 29H233V31L232 32H234V36H232V38H230V39H235L236 41H237V44H239L240 45V47H244V46H247V45H252V46H250V47H252V49L254 48V46H256V47H258V49L257 48H255V49H249L251 52L250 53H252V51H253V53H255L256 55V57H257V59L259 58H261L262 60L264 59V55H261V54H264V39H261L262 37H259L258 39L257 38H254V37H252L251 35L249 36L248 34L246 35V33H245V31L248 29V27L247 26H249V25H251V24H253V25H261V22L263 21V20H257L258 19V17L256 18V17H254V16H256V15H254V16H249V18L247 19L244 15H247V17H248V13L247 14H245V12L243 13V12H241L238 8H234V6H232V5H227L226 4V0H198V1H200V2H202V5H204V4H206L207 6V9L209 8V9H211V11H217L218 12V10L220 11L221 9H224V13H225V15L223 14V16H221V17H218V13H217V16H214V14H213V12H212V14H213V16L212 15H210L208 12H206V8L203 10V8H202V6L200 5V3L199 4H196L195 2L197 1H194V0H181ZM235 1V0H234ZM2 2H3V0H2ZM6 2H8L7 0H6ZM136 2H138V1H136ZM164 2V1H163ZM168 2H169V0H168ZM227 2H229V1H227ZM232 2V1H231ZM5 3V2H4ZM3 3V4H4ZM70 3V2H69ZM80 3V2H79ZM78 2H77V6H79V5H82L81 3L79 4ZM93 3V2H92ZM98 3H100V4H98ZM149 3V2H148ZM155 2H153V4H154ZM162 3V2H161ZM161 3H159V4H161ZM167 3V2H166ZM230 3V2H229ZM0 4H2L1 2H0ZM10 3H7V6L9 5ZM27 4H29V3H27ZM84 4H85V6H84ZM145 4H147V3H145ZM151 4V3H150ZM158 4V3H157ZM158 4V5H159ZM162 4H164V3H162ZM161 4V5H162ZM6 5V4H5ZM148 5V4H147ZM155 5H156V3H155ZM154 5V6H155ZM168 5H169V3H168ZM29 6L30 5H28V8H29ZM76 6V7H77ZM103 7V8H105V9H111L110 10V16L108 17L107 16V18H106V15H104V14H106L107 13V11H108V13H109V10L107 9V11H106V13L103 11L102 12V14H103V16L101 15V11H100V7ZM137 5H135V7H136ZM150 6L151 5H149V9H150ZM157 6V5H156ZM164 6V5H163ZM163 6H161V8L163 7ZM167 6V5H166ZM166 6H165V8H166ZM176 6V5H175ZM89 7V8H90ZM158 7H160V6H158ZM1 8V7H0ZM138 8V7H137ZM151 8H152V6H151ZM155 8H157V7H155ZM165 8H164V11H167V10H165ZM168 8V7H167ZM177 8V7H176ZM175 8V9H176ZM30 9V8H29ZM78 9V8H77ZM81 9V8H80ZM35 10V11H34ZM37 10V11H36ZM85 10V9H84ZM127 10V11H128ZM151 10V9H150ZM152 10H154V9H152ZM151 10V11H152ZM159 10V9H158ZM158 10H156V12L158 11ZM162 10V9H161ZM160 10V11H161ZM124 11V10H123ZM122 10L120 11V13L122 12L123 14H124V12H123ZM163 11V12H164ZM208 11H210V10H208ZM7 12V11H6ZM9 12H11V11H9ZM86 11H85V13H87ZM130 12V11H129ZM131 12H133L134 13V11H131ZM13 13V12H12ZM12 13H10V14H12ZM84 13V14H85ZM107 13V14H108ZM158 13H159V11H158ZM257 13V12H256ZM78 14V15H77ZM152 14V13H151ZM161 13H159L158 15H160ZM166 14V13H165ZM163 15V14H161L162 15V17L163 16H166V15ZM170 14V13H169ZM221 14V13H220ZM13 15H15L14 13H13ZM19 15V16H20ZM75 15L77 16L76 18H75ZM173 15V14H172ZM171 14H170V16H172ZM190 15V14H189ZM87 16H86V18H87ZM102 16V17H101ZM123 16V15H122ZM151 16V15H150ZM149 16V17H150ZM154 16V15H153ZM156 16V15H155ZM154 16V17H155ZM174 16V15H173ZM2 16H0V20L2 19L1 18ZM13 17V16H12ZM12 17H11V19H10V23H11V25H12V20L14 19H12ZM152 17V16H151ZM153 17V19L155 20L156 18H158V17H156V18H154ZM160 17V16H159ZM176 17H177V15H176ZM262 17V16H261ZM3 18H5V17H3ZM105 18V19H104ZM113 18V17H112ZM114 18H116V16L114 17ZM166 17H164V19H165ZM170 18H172V17H170ZM169 18V19H170ZM179 17H177L176 19H178ZM189 18V17H188ZM263 18V17H262ZM261 18V19H262ZM6 19V18H5ZM101 20V19H103V21H105L106 22V24H108L107 26L105 25L104 27H103V29H104V31L102 30V32H104V33H101V35L100 36H98V30L99 29H101L102 28V26H99V25H97L96 24V22L98 21V20ZM107 19V20H106ZM123 19V18H122ZM159 19V18H158ZM157 19V20H158ZM180 19V18H179ZM192 19V18H191ZM194 19V18H193ZM198 19V18H197ZM259 19H260V16H259ZM3 20V19H2ZM7 20V19H6ZM9 20V19H8ZM7 20V21H8ZM84 20V19H83ZM99 20V21H100ZM124 20V19H123ZM153 20V21H154ZM168 20V19H167ZM171 20V19H170ZM188 20H190V19H188ZM188 20H186V22L187 23H190ZM103 21L101 22V24L102 25H104V23H103ZM117 21H118V19H117ZM179 21V20H178ZM1 22V21H0ZM9 22H6V24L7 23H9ZM17 22V21H16ZM15 22V23H16ZM18 22L16 23V24H18ZM155 22H156V20H155ZM172 22H173V20H172ZM181 22V21H180ZM179 22V23H180ZM185 21L183 22V23H186ZM2 23H3V21H2ZM4 23H5V20H4ZM15 23L12 25V26H14L15 25ZM120 23V24H119ZM119 26H120V28L122 27V25H121V21H119ZM159 23H160V21H159ZM169 23V22H168ZM168 23H166V24H168ZM171 23V22H170ZM169 23V24H170ZM174 23V22H173ZM192 23V22H191ZM264 23V22H263ZM19 24H20V22H19ZM141 24V23H140ZM153 24H154V22H153ZM163 25L165 24V22L164 23H162ZM178 24V23H177ZM193 24V23H192ZM200 24V23H199ZM31 25V26H30ZM159 25H161V24H159ZM185 25H187V24H185ZM189 25V24H188ZM187 25V26H188ZM205 25V26H206ZM15 26H17V25H15ZM14 26V27H15ZM47 26V27H46ZM61 26V27H62ZM76 26V27H75ZM134 26V25H133ZM156 26V25H155ZM173 26V25H172ZM180 27H182L181 25H179ZM198 26V25H197ZM201 26V25H200ZM199 26V27H200ZM206 26V27H207ZM210 26V25H209ZM1 27H2V25H1ZM5 27H9V25H6ZM14 27H11L12 29L14 28ZM63 27V28H64ZM153 27V26H152ZM151 26H149V28H152ZM189 27V26H188ZM193 27V26H192ZM214 27V26H213ZM246 27H247V29H246ZM252 27V26H251ZM17 29H15L14 28V30L15 31H18V32H20L21 31V33H20V36H18L17 35V38L18 37H21L22 36V33H23V31L22 30H20L18 27H16ZM48 28V29H47ZM86 28V29H85ZM123 28V27H122ZM173 28V27H172ZM194 28V27H193ZM192 28V29H193ZM214 28H216V27H214ZM9 29V28H8ZM7 29V30H8ZM28 29V28H27ZM58 29V30H57ZM119 29V28H118ZM155 29V28H154ZM170 29V28H169ZM187 29V28H186ZM195 29V28H194ZM199 28H197V29H195V30H198ZM246 29V30H245ZM10 31H11V29H9ZM26 30V31H28V32H24L23 34H24V36H26L25 34L26 33H29V34H27L28 35V38H29V35H30V32L31 31H34V30ZM65 30V29H64ZM67 30V29H66ZM120 30V29H119ZM133 30V29H132ZM181 30V29H180ZM200 30V29H199ZM201 30H202V28H201ZM204 30H205V27H204ZM30 31V32H29ZM37 31V32H36ZM100 31V30H99ZM106 31V32H105ZM115 31V30H114ZM118 31V30H117ZM150 31H152V30H150ZM158 31V30H157ZM188 31H190V30H188ZM230 31V30H229ZM6 32V31H5ZM11 32H13V31H11ZM84 32V33H85ZM116 32V31H115ZM152 32H154V30L152 31ZM164 31H162V33H163ZM181 32V31H180ZM186 32V31H185ZM191 32V31H190ZM189 32V33H190ZM202 32H203V30H202ZM208 31H207V29H206V33H207ZM225 32L227 33L228 31L227 30H225ZM231 32V33H232ZM247 32V31H246ZM3 33V32H2ZM10 33V32H9ZM8 33V34H9ZM14 33V32H13ZM34 33V32H33ZM35 33L33 34V36H35ZM40 33H42V31H40ZM40 33H39V35H40ZM64 33V32H63ZM62 33V34H63ZM80 32H78V33H76V37L74 38V39H78L77 38V34L78 35H81V33L79 34ZM83 33V35H86V34H84ZM117 33V32H116ZM132 33V32H131ZM136 33V32H135ZM160 33V32H159ZM169 33H170V31H169ZM187 33V32H186ZM192 33V32H191ZM201 33V32H200ZM5 34V33H4ZM15 34V33H14ZM14 34H9V37H11L10 35H14ZM57 34V33H56ZM58 34V35H59ZM65 34L66 35H68L66 32H65ZM97 34V35H96ZM104 34V35H103ZM118 34V33H117ZM179 34H181V33H179ZM193 34V33H192ZM207 34H209V33H207ZM224 34V33H223ZM264 34V33H263ZM5 35H7V33L5 34ZM38 34L36 35V38H38L37 36H39ZM45 35H47V34H45ZM83 35H81L82 36V39H83ZM108 35L106 36V38L108 37ZM122 35V34H121ZM131 35V34H130ZM129 34H128V36H130ZM169 35V34H168ZM202 35H203V33H202ZM0 36H3L2 34H1V32H0ZM24 36H22V37H24ZM41 36V35H40ZM39 36V37H40ZM43 36H44V34H43ZM48 36H46V37H48ZM61 36H63V35H61ZM65 36V35H64ZM64 36H63V39H64ZM81 36H78L79 37V39H80V41H82V39L80 38ZM87 36V37H88ZM101 36V39L100 40H102L103 41V37ZM120 36V35H119ZM123 36V35H122ZM151 36V35H150ZM156 36V35H155ZM163 36H164V33H163ZM186 36V35H185ZM189 36H190V34H189ZM188 36V37H189ZM256 36V35H255ZM4 37V36H3ZM2 37V38H3ZM7 37V36H6ZM6 37H5V40L3 39V40H1V37H0V41H2V43H0V45H1V49H2V44L4 43V41H6V40H8V38L9 37H7V39H6ZM15 37V36H14ZM21 37V39H23L24 40V38H26V37H24V38H22ZM42 37V36H41ZM45 37V38H46ZM60 36H58V38H59ZM73 37V36H72ZM85 38H86V36H84ZM96 37V38H95ZM126 37H127V35H126ZM153 36H151V38H152ZM167 37V36H166ZM169 37V36H168ZM167 37V38H168ZM182 37V36H181ZM188 37H186L187 39H188ZM190 37H193V36H190ZM211 36H208V38H210ZM217 37H219V36H217ZM217 37H215L216 39H220V41H221V38H217ZM16 38V37H15ZM35 38V37H34ZM34 38H32L33 40H34ZM35 38V39H36ZM61 38V37H60ZM67 38H69V37H66V42H68V40L70 39H67ZM105 38V39H106ZM118 38H120V37H118ZM124 38H125V35H124ZM151 38H149V36H148V40L149 39H151ZM155 39H156V37H154ZM153 38V39H154ZM185 38V37H184ZM201 38V37H200ZM202 38H203V36H202ZM201 38V39H202ZM208 38H207V41H208ZM10 39H13V37L12 38H10ZM20 39V38H19ZM18 39V41L20 42L21 41V39L19 40ZM41 40H42V38H40ZM39 38H38V42L40 43L41 42V40H40ZM44 39V38H43ZM49 39V37L47 38V40ZM55 39H51L52 40V42H53V40H54V42L56 43V42H58L59 43V41H58V39H57V41H55ZM71 39H73V38H71ZM73 39V41H75ZM78 39V40H79ZM86 39V40H87ZM93 39H94V41H93ZM104 39V40H105ZM122 41H121V40ZM119 39V42L121 43V42H123V37H121ZM127 39H128V37H127ZM145 39V38H144ZM183 39V38H182ZM190 39H193V38H190ZM23 40H22V42H23ZM29 40V39H28ZM85 39H83V41H86ZM109 40V39H108ZM107 40V41H108ZM146 40V39H145ZM147 40V41H148ZM160 40V39H159ZM163 40V39H162ZM170 40H171V38H170ZM177 40V39H176ZM175 40V41H176ZM185 40V39H184ZM189 40V39H188ZM188 40H185V41H182V42H184V44H186V43H188ZM197 40V39H196ZM209 40H211V39H209ZM213 40V39H212ZM9 41V40H8ZM7 41V42H8ZM12 41V43H13V40H11ZM10 41V42H11ZM27 41V40H26ZM30 41V40H29ZM32 41V40H31ZM35 41V40H34ZM33 41V42H34ZM71 42H73L72 40H70ZM69 41V42H70ZM80 41L78 42V41H76L75 42V44L74 43H72V45H74L75 47H72V48H75L74 50H76V48L79 46L80 47V45H84L85 44V46H86V42L83 44L82 42L80 43ZM106 41V40H105ZM125 41V40H124ZM128 41V40H127ZM129 41H130V39H129ZM157 41V40H156ZM156 41H153V42H156ZM165 41H166V39H165ZM168 41V40H167ZM178 41V40H177ZM180 41V40H179ZM178 41V42H179ZM16 42V41H15ZM32 42V43H33ZM49 42H50V39H49ZM48 42V43H49ZM52 42H50L51 43V46H52ZM61 42V41H60ZM69 42L68 43H65V44H69ZM80 43V45L78 44V43ZM101 42V41H100ZM126 42V41H125ZM150 42H152V40H150ZM164 42V41H163ZM168 42H170V41H168ZM181 42V41H180ZM179 42V43H180ZM190 42V41H189ZM204 42V41H203ZM211 42V41H210ZM213 42V41H212ZM224 42V41H223ZM229 42V41H228ZM9 43V42H8ZM7 43V44H8ZM17 43V42H16ZM24 43L26 44V42L24 41ZM23 43V44H24ZM28 43H30V42H27V44ZM32 43H30V44H32ZM49 43V44H50ZM101 43H104V42H101ZM106 43V42H105ZM110 43V42H109ZM141 43V42H140ZM143 43V42H142ZM158 43H160V42H158ZM162 43V42H161ZM160 43V44H161ZM173 43V42H172ZM192 42H190V43H188V44H191ZM219 43V42H218ZM225 43V42H224ZM234 43H236V42H234ZM9 44H11V43H9ZM22 44V45H23ZM30 44H28L29 45V47H30ZM34 44V43H33ZM32 44V45H33ZM41 45H42V42L40 43ZM63 43H61V45H62ZM65 44H63V45H65ZM126 44V46H127V44H128V42H126L125 43ZM156 44V43H155ZM173 44H175V43H173ZM183 43H182V46L184 45ZM197 44H198V42H197ZM199 44H202V42H199ZM208 44H209V42H208ZM214 44V43H213ZM212 44V45H213ZM222 44V43H221ZM5 45H6V42H5ZM5 45L3 46V47H5ZM14 44H12L11 46H13ZM53 45H55V44H53ZM71 45V44H70ZM70 45H68V46H70ZM89 45H87V46H89ZM98 45H100V43L98 44ZM107 45V44H106ZM129 45V44H128ZM153 45V44H152ZM162 45V44H161ZM177 45V44H176ZM204 45H206L205 43H204ZM210 46L209 47H214V45L213 46H211V44H209ZM220 45V44H219ZM226 45V44H225ZM229 45H230V42H229ZM232 45H233V43H232ZM236 45V44H235ZM238 45V46H239ZM254 45V46H253ZM8 46V45H7ZM15 46V45H14ZM21 46V45H20ZM25 46V45H24ZM23 46V47H24ZM27 46V45H26ZM56 46V45H55ZM55 46H52V47H55ZM67 46V45H66ZM77 46V47H76ZM85 46H83L82 48L80 47V48H78V50H80L81 52V54L83 55H80V57H84V54H85V51H86V49H89L90 50V48L88 47L87 48V46L85 47ZM91 46V47H92ZM132 46V45H131ZM155 46H157V44L155 45ZM166 46H167V44H166ZM180 46V45H179ZM188 46V45H187ZM202 46H203V44H202ZM207 46V45H206ZM222 46V45H221ZM224 46V45H223ZM227 46V45H226ZM10 47V46H9ZM7 48V50H9L10 48ZM22 47V48H23ZM44 49H43V48ZM42 47H41V49L42 50H45V49H48V47L46 46V45H42ZM62 47V46H61ZM85 47V48H84ZM125 47V46H124ZM177 47H178V45H177ZM184 47V46H183ZM204 47V46H203ZM227 47H229V46H227ZM233 47H234V45H233ZM239 47V48H240ZM248 47V46H247ZM6 48V47H5ZM14 48V47H13ZM12 48V49H13ZM17 48H19L18 46H17ZM16 47H15V49H17ZM22 48L20 47L19 48V50L21 49L22 50ZM26 48V47H25ZM56 48V47H55ZM54 48V50H55V52L56 51H58L59 50V48L56 50ZM110 48H112L111 46H110ZM109 48V49H110ZM121 48H123V47H121ZM120 48V50H123V52L125 53V51H126V49H121ZM125 48H127V47H125ZM128 48H131V47H128ZM128 48H127V50H128ZM133 48V47H132ZM131 48V49H132ZM139 48V47H138ZM138 48H137V50H135V48L133 49V50H135V52L136 51H140V50H138ZM156 48V47H155ZM170 48H171V46H170ZM175 48V47H174ZM182 48V47H181ZM180 48V49H181ZM187 48V47H186ZM189 48V47H188ZM187 48V49H188ZM192 47H191V45H190V48L189 49H191ZM208 48V47H207ZM217 48V47H216ZM234 48H237L236 46L234 47ZM24 49V48H23ZM29 49V48H28ZM27 48L25 49V51H27L28 50ZM33 49H34V46H33ZM32 49V50H33ZM41 49H40V51H41ZM65 49V48H64ZM67 49H68V47H67ZM71 49V47L69 48V50ZM92 49V48H91ZM114 49H116V48H114ZM114 49L112 48L111 49V51L112 52H114ZM130 49V50H131ZM176 49V48H175ZM197 49V48H196ZM199 49H203L202 47L201 48H199ZM229 49V48H228ZM245 49H246V47H245ZM7 50L6 51H4L5 53L7 52ZM30 50V49H29ZM31 50V51H32ZM60 50H62L61 48H60ZM60 50H59V53H60ZM66 50V49H65ZM74 50H71V51H73L74 52ZM88 50V51H89ZM95 50V51H96ZM118 51L117 50V52L118 53H120L121 51ZM125 50V51H124ZM130 50H128V51H130ZM133 50H131V51H133ZM157 50V49H156ZM161 50V49H160ZM198 50V49H197ZM203 50H205V49H203ZM211 50L212 49H210L209 51H210V53H211ZM221 50H223V49H221ZM230 50H231V47H230ZM11 51V50H10ZM10 51H8L9 53H10V55H12L11 54V52ZM15 51V50H14ZM23 51V50H22ZM30 51V52H31ZM33 51H35V49L33 50ZM38 51V50H37ZM39 51V52H40ZM70 51V52H71ZM88 51L86 52V53H88ZM108 51V49L107 50H104V52L105 53H102V54H106L107 55V52ZM128 51H126V53H125V55L127 54V57H128ZM130 51V52H131ZM143 51V50H142ZM142 51H141V53H142ZM177 51H180V50H178L177 49ZM192 51V50H191ZM191 51H189L190 53H191ZM208 50H206V52H207ZM224 51V50H223ZM222 51V52H223ZM233 51L235 52L236 50H234L233 49ZM1 52V51H0ZM8 52H7V54H5L7 57L9 56L10 57V55H8ZM20 52V51H19ZM42 52V51H41ZM46 52V51H45ZM55 52H54V55H55ZM70 52L68 51V53H69V55H71V54H74V53H71L70 54ZM108 52H110V50L108 51ZM115 52H116V50H115ZM123 52H121V53H123ZM129 52V53H130ZM184 52V51H183ZM182 52V53H183ZM185 52H188V50L187 51H185ZM188 52V53H189ZM202 52L203 51H201V54H202ZM216 52V51H215ZM226 52V51H225ZM259 52H261V53H259ZM2 53H3V51H2ZM1 53V54H2ZM22 53V52H21ZM28 53V51L26 52V54ZM44 53V52H43ZM47 53V52H46ZM46 53H44V54H46ZM58 53V52H57ZM58 53V54H59ZM67 53V54H68ZM100 53V52H99ZM99 53H97V54H99ZM123 53V54H124ZM131 53H134V52H131ZM130 53V54H131ZM172 53V52H171ZM199 53V52H198ZM204 53V52H203ZM220 53V52H219ZM229 53V51L227 52V54ZM236 53H238V52H236ZM15 54V53H14ZM12 55V57H14L15 55ZM18 54V53H17ZM26 54H24V55H26ZM31 54H32V52H31ZM31 54H29V56L31 55ZM41 54V53H40ZM43 54V55H44ZM62 54H64V53H62ZM77 54V53H76ZM102 54H99L98 55V58H99V56L101 55V57L103 58L104 56H102ZM116 54V53H115ZM200 54V53H199ZM200 54V55H201ZM205 54V53H204ZM207 54V53H206ZM216 54H217V52H216ZM230 54H231V52H230ZM235 54V53H234ZM38 55H39V53H38ZM42 55V54H41ZM40 55V56H41ZM53 55V53H47V56H46V58L48 59L49 58V60L50 61H48V62H50L49 63V65H48V69H47V71L49 70V72H50V74L49 75H41V73L40 72H38V71H42V70H44V69H38V68H36L37 70H35L36 72H37V74H32L33 72H31V74H29V75H27V74H25V75H27V76H25L24 77V79L22 80V78L23 77H21L20 78V75H18L19 74V71H21V69H19V71H15L14 70V73L15 72H17L18 74V76H19V80H21L22 82L20 83V81H19V83H18V78H17V83H18V85H17V89H18V87H19V90H14L13 88H11V89H13V92H12V94L10 93L9 94V96H7V97H5V95H7L6 93L5 94H0V96H2V98L3 99H1L2 101H3V107H0V118H16L17 119V116L18 115H22V113H23V111H24V113L27 115V118H28V115L30 116V114H28V107L26 106V103H27V101L29 100V99H37L38 100V97H40V96H42V94L44 93V88H47V89H49V91L51 92V94H54L55 95V97H57V100H56V102H52V104H49L48 105V107L49 108H47L49 111H52L53 112V116H51L49 113H48V115L47 114H45V113H47V111L45 112V110H47V109H39V108H41V107H39V108H37V109H39L38 111H36V112H38L39 113V111H41V115H38V114H36L35 113V111L33 112V113H35L34 115L36 116V118H56V117H58L59 118V116L61 115V113L62 112H64L65 110H66V112H67V110H69V112H70V109L72 110L73 109V111H75V109L76 110H83V109H85V107L87 106V109H88V105H86L87 103H89L90 101V103H91V105H95V104H97L98 102H100V103H102L101 101H105V100H107V99H105V100H101V98L102 99H104V98H106V97H102V96H104V95H100L101 96V98L100 99H98L97 100V95H98V91H96L95 89H94V85H96L97 83H98V81H99V79H97L96 81V84H93L91 81H94L95 82V80H92V78H91V80H90V82L91 83H89V82H86V83H83V81H82V77L84 78V76H82L81 74H80V78H79V76L77 75V70L80 68V67H76L77 68V70H74L75 69V67H74V69H72V68H70V69H72V70H74V72L76 73L75 74V76L74 75H72V74H70V71L68 72V70H67V67L68 66H70V65H68L67 64V61H65L66 59L65 58H67V57H65V58H62L63 57V55H61L62 57H59V56H54ZM75 55V54H74ZM74 55H72V56H74ZM86 55V54H85ZM90 55V54H89ZM88 55V56H89ZM105 55V57H106V59L108 58V57H112V54H111V52H110V56H108L109 55V53H108V55L106 56ZM114 55V54H113ZM124 55V56H125ZM171 55V54H170ZM192 56L194 55L193 54V52H192V54H191ZM191 55H190V57H191ZM199 55V56H200ZM208 55V54H207ZM222 55V54H221ZM237 55H239L240 56V53L239 54H237ZM1 56V55H0ZM4 56V55H3ZM3 56L1 57V59L3 58ZM18 56V55H17ZM21 56H23V55H21ZM31 56H33V55H31ZM37 56V55H36ZM88 56H87V58H88ZM97 56V55H96ZM95 56V57H96ZM124 56L122 57V58H124ZM131 56V55H130ZM186 56V55H185ZM198 56V57H199ZM202 56H203V54H202ZM209 57H205L204 56V58H207L208 60H210L209 58H211L210 57V55H208ZM222 56H225V53H224V55H222ZM227 56V55H226ZM232 56V55H231ZM243 56H245L244 54H243ZM248 56H250L249 54H248ZM6 57V58H7ZM9 57L6 59L7 61H8V59H9ZM11 57V58H12ZM20 57V56H19ZM38 57V56H37ZM44 57V56H43ZM43 57L41 58V57H38V58H41V59H43ZM78 57V56H77ZM90 57H93L92 55H90ZM104 57V58H105ZM110 57V58H111ZM132 57V56H131ZM178 57V56H177ZM250 57H252L253 58V54L250 56ZM249 57V59H251ZM34 58H36L35 56H34ZM38 58L37 59H35V60H38ZM64 59L63 61H64V63H63V61H62V59ZM69 58V57H68ZM67 58V60H71V59H68ZM73 58V57H72ZM75 58V57H74ZM73 58V59H74ZM79 58V57H78ZM87 58H86V60H87ZM102 58H99L100 59V61H101V59ZM113 58H114V56H113ZM116 58V57H115ZM171 58H172V56H171ZM184 58V57H183ZM199 58H201V57H199ZM199 58H198V60H199ZM241 58V57H240ZM5 58H3V60H4ZM13 59V58H12ZM11 59V60H12ZM14 59H15V57H14ZM26 59V61H27V58H25ZM29 59V58H28ZM33 59V58H32ZM77 58H75L74 60H76ZM85 59V58H84ZM94 60V58H91V60ZM105 59V60H106ZM182 59V58H181ZM215 59V58H214ZM218 59H223V58H218ZM218 59H216L213 63H217V62H220V60L218 61ZM229 59V58H228ZM245 59V58H244ZM258 59V60H259ZM10 60V59H9ZM30 60H31V58H30ZM45 57H44V63H48V62H45ZM78 60V59H77ZM79 60L81 61V58H79ZM83 60V59H82ZM85 60V61H86ZM89 60V59H88ZM103 60V59H102ZM110 60H112V58L111 59H109L108 61L110 62ZM162 60V59H161ZM160 60V61H161ZM172 60V59H171ZM195 60V59H194ZM224 61L226 60V59H223ZM238 60V59H237ZM240 60H243V59H240ZM256 60V59H255ZM5 61V60H4ZM7 61H5L6 63H7ZM13 61L14 60H12L11 61V63L13 64ZM16 61H18L17 60V58H16ZM26 61H25V63H26ZM113 61V60H112ZM116 63H117V61L116 60H114ZM148 61V60H147ZM156 61V60H155ZM155 61H152V62H154L155 63ZM158 61V60H157ZM160 61H159V63H160ZM163 61H164V59H163ZM167 61V60H166ZM186 61H188V60H186ZM199 61H201V60H199ZM206 61V60H205ZM204 61V62H205ZM223 61V62H224ZM239 61V60H238ZM238 61H236V59H234L233 57H232V59L229 61L230 63H228L227 61V63L228 64H230L229 66H234L235 67V71H234V69L233 68H231V69H229V70H231V71H234V73L236 74V76H234L235 77V79H233V80H231L230 79V75H231V72H229V70H228V68H229V66L226 68V69H224L225 68V66H227V63H226V65L225 64H223L224 65V67L222 68V66L221 67H219V64H217L218 66L217 67H219V68H222V70H224V73L226 72V70H228V73H230L229 74V76H228V74L226 75L227 76V78H226V76H225V74H224V77L226 78V79H223L222 78V74L220 75V76H218V78H216L217 80H215V79H213V78H211V80H212V84H213V86H211V87H209L208 85H207V83L206 82H204L205 80H203V79H201V77H199V74H198V72H197V70L195 69V68H193V75H194V77H193V80L191 79V77L190 76H192V75H190L189 77H190V80H192V81H194V89H196L199 93L198 94H200V96L201 97H203L204 99H206L207 100V102L204 100V104H205V102L207 103L206 105H204L201 101H199L198 102V106H192L193 108H194V110H188V109H186L185 107H183V106H181V107H179V113H178V115L175 117V115H174V119L172 118V120L171 121H174V122H172V124L173 125H175L176 126V128L178 129V130H175L176 132L178 131V136H176V138L178 139H176L178 142L179 141H181V142H185V144H186V147L188 148V150H189V152H190V162H200V161H202L203 163H204V165H203V167L202 168H199L198 170L196 169H193V175H192V180L194 179V181H193V183H194V185H195V187H193V188H196V186L198 187V190L196 191V190H191V191H189V189H187V191H189V192H191V193H189V192H186V193H184V194H182L183 193V191H177V188H178V186H179V184H180V178L178 179V175H177V179H176V176H175V174H174V171H173V164H174V157H172L171 158V156H170V154L168 153L170 150H167L168 149V147H170V145L167 147L166 146V144H167V138H166V136H165V138H164V140H165V142L166 143H164V142H161V141H163V140H161V141H159V140H157V142L159 141V142H161V153H159V151H158V144H153L152 145V147L151 146H149V147H151L150 148V150L151 151H153V153H151V155L153 154L154 155V158H159V161H160V165H158V166H156L158 163V161L157 162H155V161H152V159H151V157H150V159H149V156H148V158L146 159V161L145 162H140V161H137L136 160V157H131V154H132V152H130V150H129V158H130V160L132 161V163H134V165H135V171H134V173H133V175H132V178H133V181H134V183H133V186H132V188L131 189H129V190H132V193H134V194H132L130 197H129V199H128V197H127V199L126 200H123V198L121 199V198H119L120 200L119 201H121V202H118V203H120L119 205H117L118 203H116V205H117V207H116V214H117V216L114 218V219H112V225H113V227H114V229H115V232H114V234H115V236L117 235V234H119L120 232H122L123 231V229H125V228H127L128 226H132V227H135L134 228V230H136V231H147V230H150V229H157V226H159L160 225V223H158L159 222V220H158V215L160 214V212H162V211H159L158 212V210L160 209L159 207H163V210H168V209H166L165 207L167 206V207H170V208H172V205H174V203L175 202H177L178 200H179V197H180V194H182V195H185V198L186 197H188V198H192V201L193 202H196V203H198V208H201V215H200V219H202V220H211V219H213V220H215L214 218H221V219H226V222L225 223H223L225 226H223V224H220V225H216L214 222H213V220H212V222L211 223H208V222H205V223H208V225L207 224H205L204 223V228H206L207 229V231L208 232H210L213 236H212V238H211V241L208 243V245H209V248L210 249H206V251H209L210 252V255L211 254H213V253H216L217 252V247H219V246H217L218 245V241H217V239L218 238H216L217 236H219L220 234H222L221 232H223L224 231V228L226 229V231H225V233L223 232V234H226L228 237H230L229 239H231V241L233 240L232 238H234V235H233V230H231V228H235V229H244V230H246V229H249V228H253V230L255 231V235H254V237H253V239H255V236H256V234H257V232L256 231H258V232H262V233H264V217H259L258 216V212L260 213V212H263V210H264V182H262L261 181V179H257V180H253V179H245V178H247V177H244V180H241V179H235V178H237L236 176H235V178H234V175H235V173H237V171L235 172L233 169H232V167H233V165L237 162V161H235V158H234V156L232 157V155H231V158L229 157V159L227 160V157L230 155V154H236L235 153V151L237 152L238 151V153H237V155H238V157L236 158V160H238V159H245L244 161H246V164H244V162L242 163V164H244V166H246V167H248V168H254V170H258V172H259V174L260 175H264V131H263V129H262V126L264 125H262V126H259V124L261 125L262 123H264V122H261V123H258V125H256V126H258L259 127V129L257 128V129H251L250 128V126H249V124L246 122V121H244L245 119H246V111H242V109H241V107L244 105L245 106V103L248 101L249 102V104L251 103V102H254V104L255 103H258V104H260V102L261 101H263V103H264V76H262V72H260L261 70H257L256 69V67H255V64H254V66H250L249 65V61L250 60H248L247 59V61H245V64H246V62H248V67L246 68H244V66H242L241 65V62H239L238 63ZM261 61V60H260ZM4 62V63H5ZM34 62V61H33ZM36 62V61H35ZM39 62H40V60H39ZM42 62H43V60H42ZM98 62H99V60H98ZM108 62V63H109ZM180 62V61H179ZM184 63H185V60L183 61ZM190 62V61H189ZM209 61H207V63H208ZM222 62V63H223ZM244 62V61H243ZM253 62V61H252ZM259 62V61H258ZM257 62V63H258ZM264 62V61H263ZM0 63H3V61L1 62V60H0ZM3 63V64H4ZM5 63V64H6ZM43 63V64H44ZM81 63H84V60H83V62H81ZM81 63L79 64V65H81ZM85 63H87L88 65L90 64V61H89V63L88 62H85ZM107 63V64H108ZM110 63H112V62H110ZM109 63V64H110ZM115 63V64H116ZM146 63V62H145ZM151 63V62H150ZM153 63V64H154ZM157 63V62H156ZM169 64H170V62H168ZM167 63V64H168ZM199 63V62H198ZM209 63H211V62H209ZM256 63V62H255ZM0 65V66H3L2 68L0 67V69H2V72H3V70H4V68L6 67V65ZM12 64H10V62H9V65H11V68H12ZM15 64H17L18 65V62L17 63H15ZM35 64V63H34ZM40 64H41V62H40ZM39 64V65H40ZM71 64V63H70ZM100 63H98V64H96V65H98L99 67H100V65H101V67H102V63L99 65ZM106 64V65H107ZM113 64V63H112ZM112 64H111V68H113L112 67ZM114 64V65H115ZM128 64V63H127ZM137 64V63H136ZM148 64H149V62H148ZM147 63L144 65V66H147L148 65ZM173 64V63H172ZM179 64V63H178ZM180 64H182V63H180ZM14 65V64H13ZM30 65V64H29ZM28 65V66H29ZM33 65V64H32ZM75 65V64H74ZM78 65V64H77ZM82 65H84V64H82ZM86 65V64H85ZM85 65H84V67H85ZM91 65V64H90ZM113 65V66H114ZM117 65V64H116ZM126 64H122V68L125 66ZM157 65H159L158 63H157ZM171 65V64H170ZM174 65V64H173ZM173 65H172V67H173ZM176 65H177V63H176ZM184 65H187V63L186 64H184ZM201 65V64H200ZM200 65H199V67H200ZM208 65V64H207ZM241 65V66H240ZM257 65V64H256ZM5 66V67H4ZM28 66H24L25 68H27ZM34 66V65H33ZM32 66V67H33ZM38 65H36V67H37ZM44 66H46V65H44ZM44 66H43V68H44ZM72 67H73V65H71ZM87 66V65H86ZM93 66V65H92ZM108 66V65H107ZM106 66V67H107ZM143 66V67H144ZM169 66V65H168ZM214 66V65H213ZM247 66V65H246ZM8 67V66H7ZM10 67V66H9ZM19 67H20V65H19ZM40 67V66H39ZM42 67V66H41ZM87 67H89V66H87ZM87 67H85V70H86V68ZM98 67V68H99ZM103 67H105V66H103ZM103 67L101 68V69H103ZM105 67V68H106ZM126 67H127V65H126ZM131 67V66H130ZM142 67V68H143ZM148 67V66H147ZM149 67H159V66H156V64L154 65V66H151V64H150V66ZM165 67L166 66H164V68H163V71H164V69H165ZM180 67V66H179ZM182 67V66H181ZM206 67V66H205ZM216 67V66H215ZM217 67L216 68H214V69H217ZM255 67V68H254ZM24 68V69H25ZM31 68V67H30ZM46 68H47V66H46ZM45 68V69H46ZM98 68H97V70H98ZM111 68H109V67H107V69L109 70H112ZM116 67H114L113 68V70L115 69ZM128 68V67H127ZM127 68H123V69H127ZM131 68H133V67H131ZM171 68V67H170ZM203 68V67H202ZM208 68V67H207ZM24 69H22V70H24ZM32 69V68H31ZM30 69V70H31ZM82 68H80V70H81ZM91 68H89V70H90ZM144 69V68H143ZM143 69H141L142 70V74L144 73V70L146 69V71H145V73H147V68L145 67V69L143 70ZM153 69V68H152ZM152 69H150V70H152ZM179 69V68H178ZM190 69V68H189ZM191 69H192V67H191ZM190 69V70H191ZM205 69V68H204ZM209 70H211V68H208ZM233 69V70H232ZM5 70L7 71V70H9V68L7 69V68H5ZM26 70V69H25ZM24 70V71H25ZM79 70V71H80ZM108 70H106L107 72H108ZM112 70V71H113ZM124 70V71H125ZM128 70V69H127ZM131 70V69H130ZM129 70V71H130ZM149 70V69H148ZM149 70V71H150ZM154 70V72H155V70L156 69H153ZM159 69H157L156 71H157V74L156 75H158L159 73V71H158ZM10 71V70H9ZM12 71V70H11ZM10 71V74L12 73ZM45 71V70H44ZM44 71H42V72H44ZM82 71V70H81ZM84 71V70H83ZM83 71H82V73H83ZM86 71H88V70H86ZM93 71V70H92ZM99 71H100V69H99ZM102 71V70H101ZM100 71V72H101ZM111 71V73H113V75L116 77V75L114 74L115 72L113 71L112 72ZM116 71H117V69H116ZM129 71H125V72H128L129 73ZM148 71V73H151V72H149ZM161 71V70H160ZM168 71V70H167ZM179 71V70H178ZM205 71H207V70H205ZM219 71H220V69H219ZM0 72L1 73V75L5 72ZM73 71H71V73H72ZM123 72V71H122ZM120 73V74H122V76H123V78H124V76H125V78L124 79H126V75L124 74V73ZM139 72H140V74H141V71L139 70ZM165 72V71H164ZM170 72H171V69H170ZM169 72V73H170ZM201 72H202V69H201ZM208 72V71H207ZM206 72V73H207ZM211 72H212V70H211ZM252 73V74H249V73ZM6 73V72H5ZM8 73V72H7ZM13 73V74H14ZM22 74H23V72H21ZM20 73V74H21ZM26 73V72H25ZM40 73V74H39ZM79 73V72H78ZM110 73V72H109ZM128 73H126V74H128ZM132 73V72H131ZM144 73V74H145ZM156 73V72H155ZM177 73H179V72H177ZM184 73H185V71H184ZM189 73V72H188ZM191 73V72H190ZM234 73H233V75H234ZM47 74V73H46ZM70 74V75H69ZM84 74V73H83ZM89 74V73H88ZM95 74V73H94ZM106 74H108V73H106ZM106 74H105V76H106ZM124 74V75H123ZM141 74V75H142ZM143 74V75H144ZM171 74H173V72L171 73ZM176 74V73H175ZM180 74V73H179ZM202 74H203V72H202ZM17 75H16V77H17ZM34 75H35V77H34ZM90 75V74H89ZM88 75V76H89ZM92 75H93V72H92ZM112 74H110V77L112 78V76H111ZM134 76H136L137 74H133ZM133 75H131V76H133ZM141 75H140V77H141ZM143 75H142V78H143ZM147 75V74H146ZM148 75H150V74H148ZM147 75V76H148ZM151 75H152V73H151ZM155 74H154V76H156ZM162 75V74H161ZM163 75H164V73H163ZM170 75V74H169ZM183 75V74H182ZM188 75V74H187ZM187 75H185V76H187ZM204 75V74H203ZM206 75V74H205ZM207 75H209V74H207ZM207 75H206V77H207ZM217 75H219V74H217ZM247 76V78L246 79H243V77L244 76ZM3 76L5 77V74H3ZM9 76H11V75H9ZM8 76V77H9ZM72 76H74V77H72ZM107 76H109V74L107 75ZM121 76V75H120ZM129 76V75H128ZM145 76V75H144ZM147 76H145L144 77V82L148 79V77ZM153 76V75H152ZM153 76V77H154ZM185 76L183 75V78H185ZM251 76L253 77V78H251ZM13 77H15V75L13 76ZM15 77V78H16ZM87 77V76H86ZM89 77H91V76H89ZM104 77V76H103ZM109 77V79H111ZM115 77H113V80H109V79H107L108 81H110L109 83L107 82V80H106V82H107V88L109 87L108 86V84L110 85V87L109 88H112V86H111V82H113V81H115ZM117 77H119V76H117ZM138 78V79H140L139 80V86H140V84H141V82L140 81H142L141 80V78ZM159 77V78H158ZM158 77H157V79L156 80H160V79H162V77H164V79H166L165 78V76H159L158 75ZM170 77V76H169ZM205 77V76H204ZM205 77V78H206ZM263 77V78H262ZM2 78V77H1ZM1 78H0V80H1ZM133 77H131V79H132ZM145 78H146V80H145ZM149 78H150V76H149ZM152 78V77H151ZM150 78V79H151ZM155 78V77H154ZM168 78V77H167ZM182 77H180L179 75H174V78H172V80H173V82L177 85V86H182V79H181ZM186 78H188V77H186ZM208 78H210V76L209 77H207V79ZM9 79H12V78H9ZM9 79H7V80H9ZM32 79H35L34 81H32ZM85 79V78H84ZM86 79H88V78H86ZM118 79V78H117ZM116 79V80H117ZM121 79H122V77H121ZM131 79L130 80H128L129 82L131 81ZM150 79H148V81L150 80ZM171 78H169V80H170ZM260 80L259 82H258V84H257V86L255 87L254 86V83H253V86H254V88H252V83H251V81L252 80ZM4 80V79H3ZM6 80V79H5ZM6 80V82L5 83H7V82H9V81H7ZM76 80H77V85L75 86L74 85V83L76 82ZM89 80V79H88ZM127 80V79H126ZM126 80H124L125 82H126ZM152 80H153V78H152ZM155 80V79H154ZM153 80V81H154ZM163 80V79H162ZM162 80H160L161 82H162ZM210 80V81H211ZM225 80V81H224ZM11 81V80H10ZM87 81V80H86ZM103 81V80H102ZM151 82V83H155V82ZM159 81V82H160ZM187 83H188V81L187 80H185ZM1 82V81H0ZM16 82V81H15ZM85 82V81H84ZM121 81H120V79H119V81H118V85H119V83H120ZM132 82V81H131ZM143 81H142V84L144 83ZM158 82V81H157ZM156 82V83H157ZM253 82V81H252ZM257 82V81H256ZM12 83V82H11ZM22 83H24V84H27L26 86H23L22 85ZM134 83V82H133ZM132 83V84H133ZM146 83H148L147 81H146ZM151 83H150V81H149V84L151 85ZM170 83V82H169ZM185 83V82H184ZM206 83V84H205ZM211 83H208V84H211ZM76 84V83H75ZM122 84V83H121ZM149 84H147V85H149ZM152 84V85H153ZM168 84V83H167ZM190 85V87H188L189 85ZM188 84H186V85H188L187 87H186V91H185V93H183L182 92V94L180 95V96H175V92L176 91H174V90H169V89H166V91L164 90V87H160V85H159V87H157V88H152V89H150L151 91H153V94H152V96H149V97H152V98H150V100H152L153 102H155L154 100L157 98V97H163V100L162 101H164V104L165 105H167V107H168V105H170L171 104V102L174 100V99H176V98H180V100L181 99H185V100H183L184 102H181L182 104L183 103H188L189 101H190V97H188L189 95H190V88H191V84L190 83H188ZM7 84H5V86H6ZM98 85H99V83H98ZM98 85H96V86H98ZM113 85V84H112ZM122 85H124V84H122ZM125 85H127V84H125ZM130 85H131V83H130ZM143 85H146V84H143ZM149 85V86H150ZM155 85V84H154ZM157 85V84H156ZM185 84H183V86H184ZM215 85H217V86H222L223 85V87H224V90L222 91V92H214V86ZM4 86V87H5ZM9 87L10 86H12V85H8ZM7 86V90L6 91H9L10 90V88ZM41 86H43V87H41ZM116 86H117V84H116ZM120 86V85H119ZM166 86H170V84H168V85H166ZM171 86H173V85H171ZM216 86V87H217ZM250 86H251V88H250ZM0 87H1V84H0ZM4 87H2L1 88V92L4 90ZM16 87V86H15ZM14 87V88H15ZM144 87V86H143ZM142 87V85L140 86V89H142L143 88ZM113 88H115V86H113ZM139 88V87H138ZM145 88H146V86H145ZM149 88V87H148ZM147 88V89H148ZM169 88V87H168ZM222 88V87H221ZM221 88H219L218 90H220ZM9 89V90H8ZM55 89L58 91L59 90V92H56L55 91ZM97 89V88H96ZM101 89V88H100ZM99 89V90H100ZM146 89V90H147ZM171 89H173L172 87H171ZM176 89V88H175ZM181 89V88H180ZM192 89H193V87H192ZM216 89V88H215ZM24 91L25 93H21V94H23V97H21V96H19L20 94H19V91ZM102 90V89H101ZM111 90V89H110ZM144 90V89H143ZM144 90L145 92H149V90ZM217 90V89H216ZM20 91V92H21ZM46 91H48V90H46ZM49 91H48V94H49ZM143 91V92H144ZM182 91V90H181ZM194 91V90H193ZM18 92V93H17ZM95 92H97L96 94V97H95ZM102 92H106L107 93V91H102ZM192 92V91H191ZM4 93V92H3ZM110 92H109V89H108V94H109ZM195 93V92H194ZM197 93V92H196ZM81 94L82 95H84L86 98L84 99V101H82V98H81ZM103 94V93H102ZM145 94H147V93H145ZM149 94V93H148ZM150 95H151V93H150ZM153 95H154V97H153ZM177 95H178V93H177ZM197 95V94H196ZM19 96V97H18ZM48 96V95H47ZM50 96V95H49ZM51 96H53V95H51ZM50 96V97H51ZM106 96V95H105ZM108 96V95H107ZM110 96V95H109ZM112 96V95H111ZM146 96V95H145ZM191 96V95H190ZM195 96V95H194ZM46 97V96H45ZM54 97V98H55ZM113 98H114V95L112 96ZM112 97H109L108 98V100L110 99L111 100V98ZM42 98V97H41ZM44 98V97H43ZM42 98V99H43ZM79 98H81V100H79ZM91 98V99H90ZM112 98V99H113ZM195 98V97H194ZM34 99V100H35ZM90 99V100H89ZM115 99V98H114ZM114 99L110 102V103H112V104H110L111 106H114L113 105V103L115 102L114 101ZM1 100H0V102H1ZM109 100V101H110ZM179 100V99H178ZM203 100V99H202ZM54 101V100H53ZM80 101H82V102H84V103H81ZM89 101V102H88ZM109 101H107V103L109 104ZM114 101V102H113ZM193 101H196V100H193ZM198 101V100H197ZM30 102V101H29ZM31 102H33L32 100H31ZM43 103V100L42 101H40V103ZM50 102V103H51ZM106 102V101H105ZM152 102V103H153ZM179 102V101H178ZM36 102H34V104H35ZM151 103V102H150ZM152 103L149 105V103H148V106H150V108H151V105H152ZM155 103H157V102H155ZM155 103H153L154 105H155ZM180 103V102H179ZM186 103H185V105H186ZM194 103V102H193ZM193 103H191V104H193ZM196 103V102H195ZM232 103L234 104V106L232 105ZM1 104H2V102H1ZM1 104H0V106H1ZM30 104V103H29ZM103 104V103H102ZM159 104V103H158ZM190 104V105H191ZM36 105V104H35ZM41 104H38L37 106H40ZM46 105V104H45ZM93 105V107H96V106H94ZM105 105V104H104ZM110 105H105V107L104 106H102V107H100L101 106V104L99 105H97V107H100L99 109H100V111L102 112V110L104 109V108H106V106H110ZM162 105V104H161ZM160 105V106H161ZM172 105H174V103L172 104ZM180 105V104H179ZM184 105V106H185ZM189 105V104H188ZM189 105V106H190ZM195 105H197V104H195ZM247 105V104H246ZM252 105V104H251ZM250 105V106H251ZM30 106H31V104H30ZM34 106V105H33ZM33 106H31V107H33ZM41 106H43V105H41ZM158 106V105H157ZM155 107L154 108V106H152V108H154V109H156V110H159L158 109V107ZM175 106V105H174ZM173 106V107H174ZM177 106V105H176ZM187 106V105H186ZM35 107V106H34ZM33 107V108H34ZM253 107V106H252ZM110 108V107H109ZM108 108V109H109ZM112 108V111H111V113L113 112V114H115V113H118V112H116V111H119L117 108H116V110H115V107L113 108V107H111ZM119 108H121V107H119ZM152 108H151V110H150V112L152 111ZM161 108H163V107H161ZM170 108H172V106L170 107ZM191 108V107H190ZM255 108H257V107H255ZM262 108V107H261ZM35 109H36V107H35ZM98 108H97V110H99ZM107 109V108H106ZM122 109V108H121ZM128 107H127V109H126V112L124 113V111H125V108H124V111L122 112L123 113V115L126 117V113L128 112V114H129V112L130 111H128ZM251 109V108H250ZM258 109H260V108H257V110H255V111H257V113L255 114L254 112V114H255V117H257L258 115H259V110ZM89 110V109H88ZM86 110V112H89L90 111V113L91 112H93V115L91 116L92 118H95V119H97L96 117H98L99 115V111L97 112L96 111V108L92 111V108H91V110ZM123 110V109H122ZM148 110V109H147ZM160 110H163V109H160ZM165 110V109H164ZM166 110H169V108L168 109H166ZM252 110V109H251ZM72 111V112H73ZM104 111H105V113L108 111V110H105L104 109ZM177 111H178V109H177ZM253 111V110H252ZM251 111V112H252ZM261 111V110H260ZM264 111V110H263ZM29 112L31 113V111L29 110ZM43 112V113H42ZM45 112V113H44ZM69 112H68V114H69ZM75 112H78V111H75ZM81 112V111H80ZM83 112H85L84 110L82 111V113ZM100 112V113H101ZM156 112H159V111H153V115H155V113ZM163 112V111H162ZM98 113V114H97ZM104 113V112H103ZM147 113V112H146ZM149 113V112H148ZM168 113V112H167ZM177 113H175V114H177ZM32 114V113H31ZM76 114V113H75ZM78 114V113H77ZM127 114V115H128ZM262 114V113H261ZM264 114V113H263ZM26 115H24V116H22V117H25ZM51 117H50V116ZM63 115V114H62ZM80 115V114H79ZM98 115V116H97ZM116 115H118V114H116ZM119 115H120V113H119ZM157 115V114H156ZM165 115H166V113H165ZM165 115H163V116H165ZM68 116V115H67ZM113 116V115H112ZM111 116V117H112ZM147 116V115H146ZM158 116V115H157ZM157 116L155 117V118H157ZM262 116V115H261ZM264 116V115H263ZM32 117V116H31ZM30 117V118H31ZM34 117V116H33ZM60 117H63V116H60ZM113 117H115V116H113ZM112 117V118H113ZM128 117V116H127ZM134 116H132V118H133ZM150 117V116H149ZM151 117H152V115H151ZM150 117V118H151ZM159 117V116H158ZM260 117V116H259ZM21 118V117H20ZM98 118H100V117H98ZM149 118V119H150ZM176 118H180V120H179V123H177V122H175V121H177L176 120ZM199 118L201 119V118H204L203 119V121H200L199 120ZM263 118V117H262ZM153 119V118H152ZM166 120L167 121V124H165V125H168V126H171L172 124H171V122L169 121V118H164L163 117V120ZM255 119V118H254ZM261 119V118H260ZM12 120V119H11ZM51 120V119H50ZM144 120V119H143ZM142 120V121H143ZM157 120H158V118H157ZM164 120V121H165ZM256 120V119H255ZM263 120H264V118H263ZM98 121H100V120H98ZM132 121V120H131ZM141 121V120H140ZM145 121V120H144ZM147 122H149V125H151L150 124V121H154V119L153 120H146ZM160 121V120H159ZM162 121V120H161ZM160 121V122H161ZM163 121V122H164ZM3 122V121H2ZM13 122V121H12ZM42 122L43 121H39V123H40V125L42 124ZM96 122V121H95ZM127 122V121H126ZM137 122H138V120H137ZM256 122V121H255ZM43 123H45V121L43 122ZM131 123H133V122H131ZM154 122H152V124H153ZM166 123V122H165ZM14 124L15 125H20V123L19 122H16V120H15V122H14ZM147 124V123H146ZM145 124V125H146ZM256 124V123H255ZM43 125V124H42ZM135 125H137V123L136 124H134L133 126H135ZM142 125V124H141ZM144 125V124H143ZM148 125V124H147ZM156 125V124H155ZM174 126V127H175ZM129 127V126H128ZM151 126H149V128H150ZM174 127H173V129H174ZM260 127H261V129H260ZM264 127V126H263ZM44 128V127H43ZM155 128V127H154ZM165 128H167V126L165 127ZM224 128H226L227 130H228V134H229V137L227 138L226 136H224L223 138H219L218 137V133L220 132L219 130H221V129H223V130H225ZM104 129V128H103ZM135 129V132H136V135H141L142 134V130L141 129H139V127H135L134 128ZM156 129V128H155ZM158 129H160V127L159 128H157V130ZM170 129V128H169ZM172 129V126H171V129L170 130H173ZM101 130V129H100ZM132 130V129H131ZM130 130V131H131ZM145 130V129H144ZM162 130H163V126H162ZM165 130V129H164ZM167 130H168V128H167ZM226 130V131H227ZM260 130V131H259ZM262 130V131H261ZM96 131V130H95ZM98 131V130H97ZM96 131V132H97ZM159 131V130H158ZM157 131V132H158ZM160 131H161V129H160ZM169 131V130H168ZM217 131H219V132H217ZM101 132H103L102 130H101ZM156 132V131H155ZM172 132V131H171ZM172 133H174V131L172 132ZM221 133V132H220ZM107 134V133H106ZM106 134H104V133H102L101 135H100V137H101V140H100V147H99V149L96 151V153L95 154H91V155H88V157H87V159H86V164L87 165H89V167H87V169H86V171L90 168V167H92L94 170H95V172H96V174L98 173V169H99V167L100 168H102V166H107V167H109L110 165H112V163H116L117 161H116V158L120 155V153H117V154H119V155H117V154H115V151L117 150L116 149V147H115V143H114V141L115 140H113V138H111V136H108V135H106ZM158 134H160V135H162V133H158ZM165 135V134H164ZM166 135H167V133H166ZM174 135V134H173ZM169 135H167V137H168ZM221 136V135H220ZM228 136V135H227ZM129 137V136H128ZM152 137V136H151ZM160 137H164V136H159V138ZM156 138H158V137H156ZM169 138V137H168ZM172 139V138H171ZM222 139L225 141H227V143H230V146H231V150L230 151H228L227 150V153H221L220 152V148H221V146H222V143H223V141H222ZM155 140V139H154ZM169 140V139H168ZM171 141V140H170ZM176 141V142H177ZM221 141H222V143H221ZM158 142V143H159ZM97 143V142H96ZM156 143V142H155ZM169 143V142H168ZM180 143V142H179ZM172 144V143H171ZM160 145V144H159ZM173 145V144H172ZM181 145H182V143H181ZM184 145V144H183ZM182 145V146H183ZM227 145V144H226ZM174 146H175V144H174ZM178 146H179V144H178ZM224 146V145H223ZM132 147V146H131ZM148 147V148H149ZM184 147V146H183ZM182 147V148H183ZM226 147V146H225ZM228 147V146H227ZM133 148V147H132ZM131 148V149H132ZM177 148H179V147H177ZM176 148V149H177ZM181 148V147H180ZM126 149V148H125ZM173 149V148H172ZM149 150V149H148ZM178 150V149H177ZM180 150V149H179ZM187 150V149H186ZM223 150V149H222ZM224 150L226 151V149L224 148ZM132 151H133V149H132ZM172 151V150H171ZM181 151V150H180ZM117 152V151H116ZM134 153V152H133ZM150 153V152H149ZM173 153V152H172ZM183 153V152H182ZM181 153V154H182ZM153 155H152V157H153ZM199 156V158H197L196 156ZM236 155V156H237ZM186 156H188L187 154H186ZM207 156V157H206ZM86 157V156H85ZM180 157V156H179ZM189 157H188V159L187 160H189ZM146 158V157H145ZM183 157H181V159H182ZM179 159V158H178ZM180 159V160H181ZM185 159V158H184ZM232 159L234 160V162H232ZM136 160V161H135ZM144 160V159H143ZM186 160V159H185ZM225 160H227V161H225ZM177 161V160H176ZM240 161V160H239ZM238 161V162H239ZM84 162H85V160H84ZM182 162H186V161H182ZM181 162V163H182ZM177 163H179V162H177ZM181 163H179L180 164V166L181 167H183L182 166V164ZM241 162H239V164H240ZM179 164H178V166H179ZM118 165V164H117ZM176 165V164H175ZM177 166V167H178ZM179 166V168H177V169H174V170H177V172H178V170H180L181 171V167ZM216 166H218V168H216V170L217 169H219V170H221L222 171V169L223 168H225V169H223L224 170V172H226L227 174H228V176L226 175V176H224V175H219L218 174V170L217 171H214L215 170V167ZM243 166V167H244ZM175 167V166H174ZM237 167V166H236ZM242 167V166H241ZM41 168V167H40ZM193 168V167H192ZM34 169H35V167H34ZM109 169V168H108ZM108 169H106V170H108ZM185 169V168H184ZM188 169V168H187ZM235 169V168H234ZM39 170V169H38ZM51 170H52V167H51ZM90 170V169H89ZM88 170V171H89ZM103 170V169H102ZM105 170V169H104ZM189 170V169H188ZM254 170H252V172L254 171ZM46 171V170H45ZM75 171V170H74ZM85 171V172H86ZM91 171V170H90ZM171 171H173V172H171ZM179 171V172H180ZM190 171V170H189ZM208 171H210L209 173H211V176L208 174ZM238 171H239V169H238ZM240 171H242V170H240ZM245 171V170H244ZM37 172V171H36ZM81 172V171H80ZM93 172V171H92ZM223 172V173H224ZM243 172V171H242ZM252 172L251 173H248L249 175H251L252 174ZM32 173H34V171L32 172ZM58 173V172H57ZM173 173V174H172ZM187 173V172H186ZM220 173H222V172H220ZM244 173H246V171L245 172H243L242 174H244ZM253 173H256V172H253ZM73 175H76L75 173H72ZM100 174V173H99ZM180 175H181V172L179 173ZM258 174V173H257ZM36 175H38V178H36V180H38L39 179V177L40 176H45L44 174H43V169L41 168V171L40 172H37L36 173ZM29 176H30V174H29ZM76 176H78V175H76ZM96 176H98V175H96ZM115 176V175H114ZM232 176H233V178H232ZM240 176V175H239ZM239 176H238V178H239ZM246 176V175H245ZM46 178V181H48V183L51 185V186H48V187H46L47 188V192H49L48 191V188L49 187H51L52 188V190L50 191V193H51V195H54V193H58L59 191H61L60 190V186H63V185H60V184H62L60 181H62V180H60V178H58L57 176H55L54 175V173H47V175L45 176ZM74 177V176H73ZM72 177V178H73ZM184 177V176H183ZM250 177V176H249ZM41 178V177H40ZM126 178V177H125ZM185 178H187V177H185ZM81 179H82V177H80L79 178V180L81 181ZM97 179V177L94 179V180H96ZM174 179H176V181H174ZM183 179V178H182ZM32 180H34V179H32ZM68 180V179H67ZM75 180V179H74ZM73 180V181H74ZM78 180V179H77ZM100 180H101V178H100ZM184 180V179H183ZM187 180V179H186ZM185 180V181H186ZM75 182H77V181H75ZM105 182V181H104ZM110 182V181H109ZM187 182V181H186ZM47 183V182H46ZM46 183H45V185H46ZM81 183H83V182H81ZM95 183V182H94ZM100 183V182H99ZM139 183H141V185L139 184ZM183 183H185V182H183ZM183 183L180 185V186H184L183 185ZM188 183V182H187ZM28 184V183H27ZM79 184H80V182H79ZM123 184H124V182H123ZM122 183H120L118 186L119 187H121L122 185H123ZM139 184V185H138ZM69 185V184H68ZM74 185L75 184H71V186H73L72 188L73 189H75L74 188ZM103 185V184H102ZM105 185V184H104ZM20 187H21V185H19ZM22 186H23V184H22ZM24 186H25V184H24ZM42 186V185H41ZM47 186V185H46ZM96 186V185H95ZM190 186V185H189ZM31 187V186H30ZM55 187H57L56 189H55ZM66 187H68V186H66ZM98 187H100V185L98 186ZM97 187V188H98ZM23 188V187H22ZM43 188V187H42ZM45 188V187H44ZM71 188V189H72ZM108 188V187H107ZM127 188V187H126ZM21 189V188H20ZM69 189H70V186H69ZM73 189L72 190H69L68 192H72L73 193ZM90 189H91V187H90ZM102 189V188H101ZM104 189V188H103ZM117 189V188H116ZM181 189V188H180ZM192 189V188H191ZM96 191H97V189H95ZM99 190V189H98ZM243 190H247L246 192H248V196H247V198H239V193H241V192H243ZM46 191V190H45ZM44 191V192H45ZM63 191V190H62ZM95 191V192H96ZM123 191V190H122ZM185 191V190H184ZM46 192V193H47ZM70 192V193H71ZM76 192V191H75ZM92 192V191H91ZM99 192H101L100 190L98 191V193L96 192L95 193V195H97V194H99ZM116 192H117V190H116ZM48 194V193H47ZM75 194V193H74ZM78 193H76L75 195H73V198H75L74 196H76V198H77V195ZM91 194H93V192L91 193ZM107 194V193H106ZM120 194V193H119ZM125 194V193H124ZM242 194V193H241ZM70 195V194H69ZM100 195H101V193H100ZM136 195H138V196H136ZM243 195V194H242ZM66 196V195H65ZM114 196V195H113ZM112 196V197H113ZM109 197H111V196H109ZM111 197V198H112ZM116 197V196H115ZM120 197V196H119ZM141 197H144V199L143 198H141ZM70 198H72V196H70ZM143 199V204L142 203H140V201H139V203H138V200L139 199ZM187 198V199H188ZM140 199V200H141ZM71 201H72V199H70ZM78 200H79V198H78ZM117 200H118V198H117ZM117 200H116V202H117ZM114 201V200H113ZM112 201V202H113ZM180 201H181V199H180ZM78 202V201H77ZM253 202H255V203H257V205L258 206H256V207H254V205H253ZM74 203V202H73ZM73 203L71 204V205H73ZM80 203V202H79ZM96 203V202H95ZM254 203V204H255ZM61 204V203H60ZM71 205H70V207H71ZM178 205H179V202H178ZM186 205V204H185ZM18 206V205H17ZM73 206H77L76 205V203L73 205ZM143 208H142V207ZM187 206V205H186ZM82 207V206H81ZM95 207V206H94ZM5 208H6V206H5ZM75 208V207H74ZM157 208H159V209H157ZM165 208V209H164ZM169 208V209H170ZM183 208V207H182ZM182 208L180 209V207H177V208H175L174 207V211L177 213V215L179 214V213H181L179 210H182ZM71 209H72V207H71ZM70 209V210H71ZM82 209H83V207H82ZM185 209V208H184ZM81 210V209H80ZM160 210H162V209H160ZM171 210H173V209H171ZM170 210V211H171ZM187 210V209H186ZM183 211V210H182ZM14 212V211H13ZM163 212H165V211H163ZM167 212V211H166ZM171 212H173V211H171ZM194 212H196V211H194ZM183 213V212H182ZM105 214H106V212H105ZM108 214V213H107ZM263 214H264V212H263ZM1 216H2V214H0ZM69 215H70V213H69ZM72 215V214H71ZM163 215V214H162ZM68 216V215H67ZM160 216V215H159ZM260 216H262V214L260 215ZM264 216V215H263ZM74 217V216H73ZM169 218V217H168ZM217 220V219H216ZM174 221V220H173ZM218 221V220H217ZM216 222V221H215ZM220 222V221H219ZM222 223V222H221ZM218 224V223H217ZM209 226V227H208ZM208 227V228H207ZM112 228V227H111ZM162 231H163V229H162V227L160 228ZM128 230V229H127ZM161 230H159V232L161 231ZM227 230H229L228 232L229 233H227ZM230 230H231V233H230ZM161 231V232H162ZM177 231V230H176ZM235 231V230H234ZM149 232V231H148ZM159 232H158V234H159ZM178 232H180V231H178ZM248 233H250L249 231H247ZM163 233V232H162ZM223 234H222V236H223ZM252 235H253V233H252ZM114 236V235H113ZM114 236V237H115ZM125 236V235H124ZM129 236V235H128ZM153 236V235H152ZM162 236V235H161ZM208 236H209V234H208ZM207 236V237H208ZM221 236V235H220ZM238 236V235H237ZM112 237V236H111ZM157 237L158 236H153L150 240H148V242H150L151 241V243H152V245L151 246H147L146 245V247H156V244H158L159 242H157L158 241V239H157ZM182 238H183V243H185V244H187V246L188 245H191V248H192V250L193 251H196L194 254L195 255H202V256H206V254H204L203 252H201V251H197V250H199V247L197 246V244L195 245V240H193L192 239V237H193V235H187L186 234V232H185V234L183 235L182 234V236H181ZM205 237V236H204ZM264 237V236H263ZM149 238V237H148ZM236 238V237H235ZM240 238V237H239ZM135 239V238H134ZM221 239V238H220ZM220 239H218V240H220ZM224 239V238H223ZM119 240H121V239H119ZM141 242H144L145 241V239H144V237L141 239H139ZM197 240L198 241H202V236L200 235V233H197ZM206 240H208V238H206ZM228 240V239H227ZM226 240V238H225V241L224 242H226L227 241ZM245 241L246 240H244V239H238V238H236L234 241H233V243H232V245L235 243H237L236 245H240V244H245ZM127 242H129V243H131L132 242V240H131V242H130V240H128ZM206 242V241H205ZM229 242H230V240H229ZM129 243H128V245H129ZM182 243V242H181ZM228 243V242H227ZM226 243V244H227ZM252 243H253V241H252ZM165 243H163V245H164ZM221 244H223L224 245V243H221ZM246 244H247V242H246ZM251 245H253V244H251ZM217 246V247H216ZM165 248V250L167 249V245H165L164 246ZM169 247V246H168ZM195 247V248H194ZM231 247V246H230ZM233 247V246H232ZM206 248H207V246H206ZM246 248V247H245ZM145 249H147V248H145ZM168 250V249H167ZM166 250V251H167ZM163 255H164V253H163ZM167 255V254H166ZM207 256H209V254H207ZM196 257V256H195ZM196 262L198 263H202L203 262V260L202 259H197L196 260ZM204 263V262H203ZM176 264H177V262H176Z\"/></svg>",
  "mask_w": 264,
  "mask_h": 264
}]
</instances>
